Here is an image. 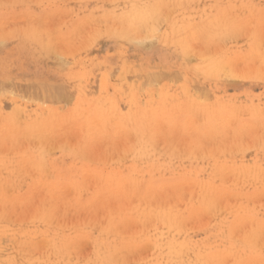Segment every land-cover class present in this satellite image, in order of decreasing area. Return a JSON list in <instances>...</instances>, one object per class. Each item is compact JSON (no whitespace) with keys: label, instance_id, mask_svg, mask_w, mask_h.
<instances>
[{"label":"rangeland","instance_id":"rangeland-1","mask_svg":"<svg viewBox=\"0 0 264 264\" xmlns=\"http://www.w3.org/2000/svg\"><path fill=\"white\" fill-rule=\"evenodd\" d=\"M2 1L9 2V3L6 2L9 6L7 4H6L7 6H5L4 5L5 3ZM2 1L0 0V20L2 19L0 21V34H1L0 38L3 37V40H4V36L5 35L8 36V34L10 35V33H11V37L10 36H8L9 38L6 37L9 41L8 42L6 40L8 42V44L6 41H5L6 44L3 43V40L0 43V44L3 43L2 46L0 45V82H1V84L5 83V84H2V85H4V87L3 86L0 87V89L3 87L2 91L0 90V124H1L0 125V144H1L0 154H2V155H0V165H1L0 170L2 168H4L1 170L2 173H0V182H1V179L3 181H7V182L10 181V183L9 182L8 183L11 186L7 185L6 187H4L5 191H4V188L0 190V262H2L0 264H56V263L57 264H59V263L60 264H88V263L89 264H102V263L103 264H105V263L106 264H198V263L199 264H211V263L212 264H225V263L229 264V261H231V257H233V258H232V261L230 262V264H232V263L233 264H245L246 262H247L246 264H252V263L254 264V261H256V260L258 261V262L257 261L255 262L256 264L257 263L258 264H264V262L262 263V260L264 261V253H263L264 252V228H263L264 227V205H263L264 204V192H263L264 191V181H263V179H264L263 178L264 177V174H263L264 173V155L263 154L264 153H262L261 155L258 156L256 149L258 150L259 148L257 146L256 147L253 146V145H255L253 142V139L255 137L258 138L264 134V126H263L264 124H262V123H264V63H262L260 60L261 57H264V53H263L264 52V45H263L264 44V0H243V2H242V0H237V1L236 0H223V1L222 0H212V1H210V0H197V1L187 0L186 1L185 0V1H183V3H182V0H179V1L174 0L173 2H172V0H169L168 1L169 3L167 2V0H162L163 3L161 2V0L160 1L159 0H119V1H117V0H109L108 1L107 0L109 3L105 0H102V2H104V4L101 2V0H99V2L95 1V0H94V2H93V0H73L72 2H71V0H70V2H68V0H67V2L65 0H63L64 2L62 0H31L30 2H27L29 0H26V1L23 0L22 3L23 4L26 3L25 6L21 3L22 0H19V2H18V0H2ZM10 1H11V3H10ZM34 1L36 2V5L33 6V4H35ZM37 1H39V3ZM74 1H78V2H74ZM114 1H115L114 4H116V5L113 4ZM150 1L151 2L157 1V2L151 3ZM158 1H159V3H158ZM204 1H206V2L208 1V2L205 3ZM73 2L75 3V5ZM97 2H98V4H97ZM106 2H107V5H106ZM116 2H118V3H116ZM127 2H128V4H127ZM180 2H181V4H180ZM234 2H235V4H234ZM12 3H14V4L10 5ZM17 3L20 7L17 6ZM177 3H178V5H181V6H179L181 9L178 6H177V8H175L176 6L172 7L174 5H177ZM188 3L190 4V6ZM27 4H29V5H27ZM30 4H32V5H30ZM119 4H120V6H119ZM129 4L130 5L134 4L136 6L141 5L142 8H144L143 7L144 5H145V7H151L153 4L157 5L156 9H155L156 12L154 11L156 15L153 14V18H154V29L156 31L159 30L158 35H155V34H157V32L155 31L154 35H152L153 39H152V37L151 38L148 37L149 35H147V31L145 28H149V27L144 26V24L139 25V23L137 21V24L140 28L136 25L135 29L133 28V29L129 30L130 34L132 32L134 34H131V36H130V34L128 35V33H129L128 32L127 35L125 37H123L124 35H122L120 33L122 23L127 24V23H129V21H127L128 16L122 15L124 13L128 14V12L127 11L122 12V11L125 10ZM158 4H159V6L162 7V9L163 8L164 9L158 10L160 8L158 6ZM182 4H184V5H182ZM1 5H4V6H1ZM108 5H110V6H108ZM235 5H236V7H235ZM10 6H12V7H10ZM59 6H61V7H59ZM182 6H184V7L182 8ZM7 7H8V9H7ZM167 7H168V10L171 11L170 13H169V11H168V13H166L167 11H164L167 9ZM169 7L171 10L169 9ZM34 8L35 9L37 8V9L35 10ZM185 8H186V10H185ZM174 9L176 12L174 11ZM204 9L207 10L208 13H206L207 11H205ZM226 9H227V11H226ZM86 11H87V13H86ZM160 11H161V13H160ZM172 11H174L175 13L172 14ZM222 11L225 12L227 15L225 13H223ZM164 12H165V14L168 15L169 19H167V21L164 20V18L166 19V17H167V15H166V17H164V15H165ZM69 13L71 15V20H70ZM28 14H29V17L31 19L28 18ZM51 14H52V16H51ZM53 14H55V15H53ZM103 14L105 16H103ZM161 14H162V16H161ZM169 14H170V16H169ZM220 14H222V15L224 14L223 17ZM21 15L22 16L25 15L24 17H26L28 20L27 19L25 20V18L22 17ZM30 15L31 16L33 15L32 16L33 19ZM39 15L41 17L44 15V18H40ZM87 15H89V18H88L89 20H87V17H88ZM101 15H102V17H101L102 20L104 21V23L106 22L107 24L106 23L104 24L102 22V20L100 19ZM109 15H111V16H109ZM176 15H179V17H177ZM10 16H12L11 17L12 19L7 18ZM92 16H94V18ZM95 16H96V19H95ZM108 16L112 19L110 20V18ZM118 16L119 17L121 16V17L119 18ZM122 16H125L124 19ZM57 17H60V19H57ZM90 17H92L91 18L92 21H91ZM104 17H105V19H107L106 17H108L109 20L107 19L108 21L107 20L105 21ZM191 17L193 20H190ZM216 17H217V21H216L217 23L215 22ZM4 18H7L8 21L5 20ZM85 18H86V21H90V22H86ZM98 18L100 20H98ZM116 18H118V19H116ZM156 18L158 19L157 22H156ZM159 18L161 19V21L159 20ZM212 18H213V21H212ZM257 18H258V20H256ZM83 19L86 22V25H83L85 23V22L84 23L82 22ZM177 19L182 21V22L177 21ZM225 19L226 20L228 19L229 21H226ZM259 19H260V21H259ZM16 20H18L19 22ZM22 20H24V21H22ZM122 20H124V21H122ZM5 21H6V23L2 24ZM25 21H26V23H24ZM33 21H35V22L31 23ZM37 21H39V22H37ZM56 21H57V24L55 23ZM80 21L82 22V24H80L81 23ZM100 21H101V23H100ZM110 21H111L112 25L110 24ZM118 21H119V23H118ZM222 21L224 22V24ZM261 21L263 22L262 25H260ZM221 22H222V24H221ZM21 23H22V25H21ZM87 23L88 24L90 23L88 25L89 27L87 26ZM98 23H100V24H98ZM199 23H200V25H199ZM204 23H205V25H203ZM213 23H216V24H213ZM226 23L228 24V26L225 25ZM62 24H64V25H62ZM94 24L95 25L97 24V26H95ZM101 24L103 25V27H101L102 26ZM116 24L118 25V27L116 26ZM208 24H209V26H207ZM36 25H38V26H36ZM92 25L94 27H92ZM155 25L157 26V28L158 27L159 28L157 29L155 27ZM198 25L202 26V28L199 27ZM214 25L216 27H217V25L219 26L218 28H216V29H218V31L215 29ZM223 25H224L225 29L223 28ZM229 25L232 28H230ZM256 25H259V27H257ZM20 26L23 28V30L20 28ZM141 26H142V30H140ZM177 26H180V28H178ZM27 27H28V29H26ZM53 27H54V29H53ZM57 27H59L58 29L60 31L57 29ZM75 27L76 28L78 27V28L75 29ZM80 27H83V28L80 29ZM104 27H105V29H104ZM110 27H112V28H110ZM165 27H167V29ZM174 27H176V28H174ZM206 27L207 28L209 27L210 30L207 31L208 29ZM44 28H45V30H44ZM97 28L99 31L101 29V31H100L101 33H98L99 31H96ZM258 28H260V29L258 30ZM1 29H3V30H1ZM7 29L10 30V33H9V30H7ZM55 29L59 33H57ZM92 29L94 30V32L95 31L96 32L94 33ZM178 29H179V32H177ZM220 29L223 30V32ZM15 30H16V32H15ZM39 30L41 33L42 32H45V33L41 34V33H39ZM76 30H77V32H75ZM78 30H81V31H78ZM115 30H118V31H115ZM185 30H187V31H185ZM252 30H254V31H252ZM1 31H3V33ZM35 31H37L38 33ZM211 31H213V32H211ZM216 31L218 34H216ZM46 32H48V34ZM83 32H84V34H83ZM85 32H87V34ZM90 32H91V34H90ZM51 33H53V34H51ZM72 33L76 34V36L73 35ZM113 33H115V34H113ZM135 33L136 34L138 33L136 35L137 36L136 38L138 39L137 41L135 38ZM184 33L186 34V37H185ZM13 34H15V38H16L15 40H14ZM44 34H45V36H44ZM49 34H51V35H49ZM81 34H83V35L81 36ZM92 34H93V36H95L97 38L94 39L95 37L93 38L91 36ZM34 35H37V37ZM53 35H54V37H53ZM55 35L58 37H56ZM64 35H66V36H64ZM72 35L74 37H72ZM88 35H90V37L92 39L90 37H88ZM132 35L134 36V38H133L134 41H132L133 40ZM30 36H31V38H30ZM119 36H122V37L119 38ZM127 36H129L130 39L126 38ZM64 37H66L65 40H64ZM82 37H83V39H85V37H86V39L83 40ZM102 37H103V39H102ZM182 37H184L187 42H185V39ZM29 38H30V41H29ZM190 38L194 41V43L190 40ZM39 39H40V41H39ZM81 39L83 40V43H82ZM98 39H101V40L99 41ZM149 39H151V42L153 41L151 44H155L156 39H158L156 42L157 45L156 44L153 46L151 45L149 47V49H146V47L144 48L143 46H138L137 43H139L140 41H143L142 43L145 42L144 44L148 45L146 40H148L150 42ZM89 40H91V41H89ZM92 40H94V41H92ZM115 40H116V42H115ZM127 40L128 41L130 40L131 42H127ZM10 41H11V43H10ZM54 41H55V43H54ZM95 41H98V42L95 43ZM12 42H14V43H12ZM132 42H134V43H132ZM79 43H81V45ZM50 44H52V46ZM64 44H66V45L64 46ZM48 45L51 48L50 53L53 54L54 53L53 50H55V55L53 54L54 56H51L50 54H48L49 53L48 51H50ZM82 45H83V47H81ZM202 45L204 47H202ZM79 46H80V49L78 52ZM75 47H77V48H75ZM190 48H191V52H190ZM41 49H43L42 51H44V52H42ZM57 49L61 50L60 54L58 52L59 50H57ZM184 49H185V51H187L189 49V51L184 52ZM90 50H92V51H90ZM181 50H183V51H181ZM261 50H262V52H261ZM179 51L181 53H179ZM259 51L261 54L259 53ZM199 52H201V53H199ZM57 53L60 55V57H62V55H63V58H59V56H56V55H58ZM68 53L70 56L72 54V57H68L69 56ZM74 53H77V55L75 54L76 56L74 55L76 58L73 57ZM81 54H82V56H81ZM190 54H192V57L187 56ZM45 55H48V57H46V59L44 57ZM260 55H262V56H260ZM66 56L68 57V59L70 58L71 61L70 60L67 61ZM254 56L255 57L259 56L260 58L258 57L256 59ZM43 57H44V59H43ZM54 57H56V58H54ZM53 59L56 61H54ZM185 59H186V61H185ZM49 60H51L50 61L51 65H49ZM189 61H191V62H189ZM213 61L218 62L219 66H221V67L220 68L218 67L217 69H211L210 63ZM39 62H40V64H39ZM54 62H56L55 65H54ZM59 63L62 65L63 69H62L61 65L57 66V64L59 65ZM222 64L224 67L222 66ZM65 66H66V69H65ZM133 66H136L137 68L133 67ZM59 67H61V68H59ZM114 69H116V70L118 69L117 70V72L119 71L118 74H117V72H113ZM35 71H37V72H35ZM38 71H40V72H38ZM121 71H123V72H121ZM38 73L41 74L42 77H41V75H38ZM119 73L120 74L123 73V74L120 75ZM157 73L159 74L160 77L164 74L166 75V77L165 76L161 77L163 79L158 77L161 80L158 82H155V78L157 77L156 75H158ZM172 73H174V74H172ZM36 74H37V77H35ZM167 74L170 75V76H168L169 78L171 77L170 79L168 78V80L166 79ZM180 75H181V80H180ZM96 76H97V78H96ZM21 77L22 78L24 77L23 81H21L22 80ZM98 77H99V79H98ZM102 77H104V78H102ZM100 78H101V81H100ZM164 78H165V80H164ZM192 78H194V79H192ZM114 80H116L117 82L116 81L114 82ZM177 80H179V81H177ZM8 82H10V83H8ZM40 82H41V84H40ZM69 82H70V84H69ZM120 82L123 84V86ZM30 83H33V84H30ZM96 83H98V84L96 85ZM58 84H59V86H55ZM34 85H36V87ZM74 85H75V87H74ZM40 86H41V88H40ZM201 87L202 88L204 87L203 88V89H205L204 92H203V89ZM133 88H134V90H133ZM101 89H102V91H101ZM184 89L186 91H188L187 94H189V96L185 95L186 91L184 92ZM43 90H44V92H43ZM100 92H102V93H100ZM209 92H210V94H209ZM206 95H208V96H206ZM184 96H187V97L185 98ZM166 97L169 100H167ZM187 98H188V100H187ZM132 99H133V101H132ZM129 100H131L132 102L131 101L129 102ZM98 101H102V102H98ZM197 101H198V103H197ZM201 102H205V104L201 103ZM129 103H131V104H129ZM199 103L201 104L200 107L198 106ZM129 105L133 106L134 108L129 106ZM14 106L15 107L17 106L19 109L17 107L15 108ZM76 106H78V107H76ZM12 108H13V111H12ZM77 109L78 110L80 109V111H78ZM192 109H193V111H192ZM194 109H195V111H194ZM81 110H83V111H81ZM107 110H108V113H107ZM14 111L15 112L17 111V112L14 113ZM77 111L80 112L79 115H77L78 114ZM112 112H113V114H112ZM138 112H139V114H138ZM38 113H40V115ZM73 113L75 115H73ZM101 113L102 114L104 113V114L102 115ZM15 115H17L18 117L16 116V118H15ZM64 116L66 119L64 118ZM138 116H140V117H138ZM151 116H152L153 120H152ZM226 116H227V118H226L227 120H225L226 121L225 122L224 119ZM129 117H130V119H129ZM166 117H169V118H166ZM220 117H222V118H220ZM116 118H117V120H116ZM161 118H162V121L160 120ZM209 118H211V119H209ZM110 119H112V120H110ZM168 119L172 123H170L168 121ZM228 119H230L231 122L228 121ZM233 119H235V121ZM123 120L125 121V123ZM154 120L155 121L157 120L158 123L155 122ZM220 120L222 122H220ZM15 121L17 122V124ZM68 121H69V123H68ZM148 121H151V123ZM173 121H174V123H173ZM184 121L185 122L188 121V122H186V124H185ZM90 122H94L93 123L94 125L96 122H98V124H100V127L102 128L103 131L107 130L106 132L111 133L112 128H113L112 132H113V134H115V136H117V134L119 136V133L121 136L122 132H124L123 133L124 136L123 135L121 137L119 136V138H118V136L117 137L113 136V138H118V139H114V140L109 139L112 137L106 138L107 142L105 140H101V139L97 138V136H95L94 139L98 142L96 143V141L94 140L93 146L91 147V149L89 151H87L88 153H86L88 155L80 156V154L78 152H73V150H75V148L79 149L80 147H82L81 145L83 144V141H84L82 138H84L88 132H91V131H89V129L93 130L92 127L93 128L95 127L94 128L95 130L101 129L97 123H96V125H98V126H96V125L92 126L93 124H91ZM140 122H142V123H140ZM166 122L169 123L170 125L167 126ZM232 122H233V124H232ZM259 122L261 123V125ZM115 123H116V125H115ZM149 123H150V125H149ZM159 123H161V124L166 123V126H163ZM175 123L177 125L182 124L183 126L179 125L178 127H180L181 128L180 129L177 127V125ZM246 123L247 124L258 123L256 125L259 126L258 128L254 127L255 130H253V128L249 129L250 133L249 132L248 133L252 134V135H249L250 137H248L246 135L247 131H249V130H247L245 135L243 134V136H245V137H243V139L239 138V140H242L241 141L242 143H240V147L241 146H243L244 148L247 147L248 148L247 150L246 149L239 150L240 147L239 148L234 147L233 149L232 148L230 149V147H227L225 149L223 144L221 145V143H224V142H217V139H218V141H220L219 140L220 138H223L225 136L229 137V135L232 136V134L235 133L234 132L235 130H236V132L239 130H242L241 128H243V126L246 125ZM104 124H105L106 128H105ZM127 124H129V125H127ZM130 124H132V125H130ZM157 124H159L160 127H164L165 133L166 132H168V133L165 134L164 131L163 132L159 131V130H162L163 128H159V125H157ZM171 124H173V125L175 124L176 127L172 126V128H171ZM187 124H190V125L188 126ZM221 124H222V126H221ZM223 124L226 128L223 126ZM10 125H13V126H10ZM19 125H21V126H19ZM60 126L61 127L63 126L64 128L62 127V129H61ZM90 126H91V128H90ZM107 126L108 127L111 126L110 127L111 130H110V128H108L110 131L107 129ZM125 126H126V128H125ZM156 126H158V127H156ZM185 126H187L188 131H186L187 129H185ZM190 126H191V128H193L192 126H194L195 129L193 128V129H190V131H189ZM5 127L6 128L8 127V129H6ZM14 127H16V129ZM96 127H98V129H96ZM166 127H168V128H166ZM231 127H232V129H230ZM261 127L263 128V131H262V129H260ZM13 128H14V130H13ZM19 128H21V129H19ZM57 128H58V130L56 131ZM115 128L118 130L119 129L120 130L124 129V130L123 131L119 130L120 132L117 133L118 130H116ZM158 128H159V130H158ZM173 128H174V130H173L174 133H173V131H171V129H173ZM210 128H211V130H210ZM216 128H219V130L218 129L216 130ZM5 129L10 130V131L6 132ZM51 129H53V130H51ZM54 129H55V131H54ZM152 129H154L156 131H154ZM175 129H177V131L181 130V132H182V130H184L182 133H180V135H182L183 137L180 135H175L176 133H179V132L175 133V131H176ZM207 129L209 130V132ZM16 130H18V131L16 132ZM50 130L54 133L51 134ZM194 130L197 132L195 133ZM231 130L233 132H231ZM251 130H252V133H251ZM23 131H24L25 135L27 134L26 137H24L25 135H23ZM25 131H26V133H25ZM86 131H88V132H86ZM217 131H219V133ZM256 131H257V135L259 134V131H260L261 135L259 134L260 136H257ZM12 132L13 133L15 132V133L13 134ZM186 132H190L191 134L189 133L190 134L189 135ZM204 132H207L208 134L204 135V134H206ZM211 132H213V134ZM225 132L228 134H226ZM253 132H254V134H253ZM17 133H18V136H17ZM40 133H42L43 135ZM49 133H50V135H49ZM127 133H130L129 138H128ZM160 133H161V135H160ZM184 133H185V135H184ZM229 133H231V134H229ZM94 134H96V133L94 132ZM170 134L172 137H175V136L177 137V143L175 142L176 137H175V139L174 138L171 139L172 137L170 136ZM198 134L200 135L199 138L196 136ZM211 134L213 136L211 139V143H212V146L214 149L211 146L210 139L208 140L207 138H205ZM214 134L216 136H217V134H219V135L220 134H222V135L226 134V135L225 136H222V135L219 136L218 135V137L215 138L216 139L215 140ZM32 135H33V138L36 137L37 139L36 138L33 139ZM39 135H41V136H39ZM47 135H49V136H47ZM125 135H127V137ZM168 135L171 137L170 139H168L169 138V137H167ZM186 135H187V137H191L192 139L188 138L186 140V138H185ZM193 135H194V137H193ZM42 136L43 137L47 136L48 138L45 137V139H44ZM154 136H155V138H154ZM157 136H159V139H156V138H158ZM160 136H162L161 137L162 140H160ZM253 136H254V138H253ZM122 137H123V139H122ZM136 137H140V139L136 138ZM195 137H196V139H194ZM251 137H252V142H251ZM1 138H3L5 141L1 140ZM12 138H13V140H12ZM181 138L182 139L184 138L182 140L183 143H185L184 146L182 144V141L180 140ZM248 138L250 140H248ZM7 139H9V141H6ZM46 139H48V140H46ZM79 139L80 140L82 139V140L80 141ZM108 139H109L110 143L108 142ZM127 139H128V141H127ZM166 139H168V141ZM199 139H201V141H203L205 139V142L207 140L206 145L204 142H202V143H204V145L202 143H201L202 145L199 144L201 142ZM37 140H38V144L36 143ZM100 140L102 141V143ZM124 140H126L130 146L134 145L133 146L134 149L131 147L133 150H135L134 152L131 151L132 153L129 152L127 154L122 152V150L125 148V145H128L127 142ZM163 140H165V141H163ZM170 140L171 141L175 140V141H172V143H173L172 144L170 142ZM179 140H180V142H179ZM185 140H186V142H184ZM191 140H193V141L191 142ZM195 140H196V142H195ZM243 140H245V141H243ZM246 140L248 143L249 142L250 143L248 144L246 142ZM2 141H4V142L2 143ZM41 141H43V144ZM44 141L47 144V146L44 143ZM104 141H105V143H103ZM160 141L162 143L165 142L164 145L162 143H160ZM187 141H188V143H187ZM123 142H125V145ZM137 142H138V144L139 143L140 144L139 145L136 144ZM243 142H246L247 145H246V143H243ZM174 143L176 145L175 147H174ZM191 143L192 144L196 143L195 146H197V148L194 145H191ZM209 143H210V145H209ZM238 143H237V146H239ZM251 143H252V145H251ZM2 144H4V148H2ZM241 144H244V145H241ZM5 145L9 149L5 148ZM14 145H15V147H14ZM38 145L39 146L44 145V146L39 147ZM71 145L75 146V148H73V146H71ZM129 145L127 147H129ZM169 145H171V149L169 148L170 147ZM178 145H179V147H177ZM208 145H209V147H207ZM250 145L253 148L252 147L250 148ZM69 146H71V147H69ZM77 146H79V147H77ZM135 146H136V148H135ZM193 146L195 148H193ZM203 146H205L204 149H203ZM13 147L14 148L17 147L16 149H21V150H16V149L14 150ZM122 147H123V149H122ZM40 148L43 151L40 152L39 151ZM175 148L177 151L175 150ZM180 148L185 152H182V150ZM185 148L189 149L190 152L187 150L188 153H186ZM207 148H209V149L207 150ZM235 148H237L238 150L237 149L236 150L238 152L240 151L241 154H240V152L238 153L236 150L234 151ZM254 148H255V150H254ZM11 149L13 150V152L14 151L15 152L11 153L12 152ZM26 149H27V152H26ZM34 149L37 153L34 152ZM150 149H152V150H150ZM197 149H199L198 152H196ZM200 149H201V151H200ZM217 149H218V151H217ZM240 149H242V148H240ZM109 150H110L111 155L109 154ZM180 150H181V152H180ZM211 150L213 152H211ZM5 151H6V153H5ZM107 151H108V153H106ZM203 151H204L205 155H203L204 154ZM231 151L236 152V153L233 152L236 159L234 158V155L231 153ZM242 151L244 153H242ZM24 152H26V154ZM201 152H202V154H198ZM208 152H209V154H208ZM44 153H45V155H44ZM73 153H75V154H73ZM5 154H7L8 157L11 156V159H10V157L7 158V156ZM12 154H14V156L16 158ZM128 154H129V156L128 157L126 156L127 159L125 160L123 156L128 155ZM245 154H246V156H245ZM26 155L30 156L31 160L37 161L38 159H41L43 162V167L41 168V170H39V168L38 169L37 168H31V169L27 168V171H26V169L25 170H24V168L21 169V167H17L16 171L13 170L12 167H14L16 164H18V162L22 159V157L26 156ZM35 155H37V157ZM100 155L102 157H104L106 155V159L104 160L105 162L102 161V163H101V161H100L101 156ZM153 155H155V156H153ZM173 155H174V157H173ZM196 155H198V156H196ZM199 155L203 156V157L200 158ZM78 156H79V158H78ZM83 156H85V157H83ZM134 156H135V158H133ZM212 156H213V159L211 161ZM229 156H231V157H229ZM240 156L242 157V159ZM247 156H248V158H246ZM18 157H19V159L17 160ZM195 157H197V159L199 157L200 158V159H198L199 161H196L197 159ZM206 157H207V159H206ZM14 158H15V162H14ZM90 158H92V159L90 160ZM110 158H112V159H110ZM118 158L122 159V160L124 159V160L122 161V160H119ZM171 158H172V161L170 160ZM194 158H195V160H194ZM203 158H205V159L203 160ZM116 159H117V164L118 165L120 164V167L116 164ZM149 159H151V160H149ZM97 160H98V164H96ZM155 160H156V162H153ZM91 161H94V162H91ZM119 161H121V162H119ZM216 161H218V162H216ZM10 162H13V163H10ZM89 162H91L92 164ZM124 162H127V163H124ZM172 163H174V164L172 165ZM45 164H46V166H44ZM104 164H106V166ZM121 164H122V166H121ZM137 164H139V165H137ZM218 164H219V166L216 167ZM239 164L241 165V167ZM250 164L252 165V167H250ZM260 164H263V165H260ZM212 165H214L215 167H213ZM222 165H224V166H222ZM248 165H249V167H248ZM259 165L262 167H260ZM8 166H9V168H8ZM219 167H223V168L219 169ZM242 167L244 169V172H243V169H241ZM45 168H47V169H45ZM90 168H94L98 172H101V173L104 172V174H107V173L119 174L120 175L119 178H122V179L128 180V181H136L138 183V185H149L150 186V185L155 184V185H159L160 187L156 193V196H154V197L152 196V198L149 197L150 195L140 196L139 194H136L133 196L137 199L134 200V197L131 195L130 196L131 200H130L129 197L124 198V197H122V195H120L121 197L120 198L117 197L118 202H116V198H115L116 196L114 197V195H115L114 194L108 200L109 201L112 200L113 203L115 202L116 204L111 203L112 202L111 201L108 205L109 201L107 202V200H105L106 202H104V199L101 201H96L98 203V204H96V202H94L95 200L92 197L93 196L92 190H94V189H92L93 186H91L90 183H88L87 185H85L83 187L78 188L77 190L67 187V186H71L73 184V182H75V181L79 182L81 180V178H80L81 172H83L87 169H90ZM225 168L227 169V171L225 170ZM250 168H252L253 170ZM5 169H7V170H5ZM34 169H35V172H34ZM214 169H217L218 171L219 170L220 171L218 172L217 170H214ZM32 170H33V172H32ZM248 170H249V172H248ZM251 170L254 172H252ZM258 170L263 171V172H259ZM42 171H43V173H42ZM231 171H232V173H231ZM11 172H16V174L13 175V174H11ZM17 173L19 176H16ZM34 173H35V175H34ZM38 173H40V174H38ZM240 173H241V175H240ZM1 174H3L2 177H1ZM210 174H211V176H210ZM246 174H247V176H246ZM22 175H24L25 178ZM30 175H31V177H30ZM45 175H47V177ZM239 175H240V177H239ZM243 175L246 177H244ZM252 175H253V177H252ZM254 175H255V177H254ZM9 176L12 177L14 181L12 180V178H9ZM13 176H15V178ZM33 176H35V177H33ZM128 176L130 177V179ZM3 177L5 179H3ZM7 178L10 180H8ZM38 178L42 181L46 180V182L48 181V183H50V181H51L54 183L58 182L57 184L63 185L64 190H63L62 186L60 188V186H58V185H57V188L55 190V193H61V194H63V197L60 200H51L49 198V195H47L48 193L46 194L45 191H43L45 193H42V191H35V190H32V191L30 190L31 191L30 192L28 187L30 186L31 182L34 181V179L36 180ZM207 178L211 181L209 182V180ZM245 179H247V180H245ZM16 180H17V182H16ZM21 180H23V182ZM182 180H184V181H182ZM222 180H224V181H222ZM248 180L251 182L248 183ZM26 181H27V184L25 183ZM178 182H186V184L184 185L185 188L182 187L185 191H183V189L179 190L178 187H176ZM192 182H194V183L192 184ZM204 182L206 183V185ZM208 182H209V184H208ZM12 183H13V185H12ZM247 183H248V186L246 185ZM259 183L260 184L263 183V184L260 185ZM256 184H257V186H256ZM18 185L21 188H19ZM187 185L190 186L191 188H189ZM201 185L203 186L202 188L204 190L202 188H199ZM258 185L260 187H258ZM86 186L87 187L89 186V187L87 188ZM192 186H193V189H192ZM195 186H196V188H195ZM221 186L222 187L224 186L226 189H224V187L222 188ZM241 186H242V188L240 189ZM58 187L61 191H59ZM213 187L216 188L215 191H214V189H212ZM255 187H258V189ZM9 188L12 190H10ZM84 188H85V190H84ZM205 188L207 190H205ZM211 189L213 192L212 194L210 192ZM220 189H222L221 191H223V193H224L223 196H225L227 194L226 197L222 196L223 193H219V195L216 194L217 192H221ZM236 189H237V191H236ZM18 190L20 193H18ZM65 190H66V194L64 193ZM191 190H193V191H191ZM201 190L203 191V193ZM79 191H80V193H79ZM199 191L201 192L200 196H199ZM73 192L76 194H74ZM90 192H91V194H90ZM176 192H179V194L175 195ZM192 192L195 194H193ZM225 192H227V193H225ZM232 192H234V193H232ZM261 192H263V193H261ZM40 193H41V195H39ZM78 193L79 194L82 193V194L79 195ZM87 193H89V194H87ZM191 193H192V195H190ZM260 193H261V195H260ZM232 194H236V195H232ZM256 194H258L260 196L257 197ZM23 195L25 196V198ZM42 195L45 196V198ZM72 195H74L75 197ZM194 195H196V196H194ZM202 195H204V196H202ZM220 195L222 197H220ZM237 195H240V198H238L239 196H237ZM254 195L256 198H254ZM262 195H263V197H262ZM3 196H4V199H3ZM20 196H21V198H20ZM176 196L177 197L179 196V197L175 199ZM181 196H182V198H181ZM234 196H236V198ZM251 196H253L252 199H251ZM15 197H17L19 199L15 198ZM144 197H147V199H145ZM168 197L169 198L173 197L171 199L173 201V203ZM8 198L10 199V203H9ZM30 198H32V199H30ZM81 198H83V199H81ZM248 198L252 201H249ZM14 199H17V201ZM40 199H42V200H40ZM90 199H93L91 201L93 204L95 203L94 206H93V204H90V202L89 203L87 202ZM140 199H141V201H140ZM242 199H244V200L242 201ZM31 200L33 203L31 202ZM78 200H80V201L78 202ZM84 200H86V201H84ZM123 200L128 202L127 210H125V211L122 209L119 210L118 209L119 207H114V205L115 206L118 205L117 203L120 204V201L122 203H124V205L126 207V203ZM152 200H153V203H152ZM174 200H176V202ZM177 200H180V202L179 201L177 202ZM3 201L6 205V206L5 205L4 206L7 207V210L10 213L8 211H4V210H6V208L3 206V204H4ZM19 201H21L22 204L24 203L26 205L23 204L24 205L23 206ZM43 201L47 202V203H44ZM160 201H161V203H160ZM164 201L167 204L166 203L163 204ZM1 202L3 204H1ZM25 202H27V203H25ZM56 202H58L59 204L57 205ZM83 202L84 203L86 202L85 205L83 204ZM142 202H144V203H142ZM12 203H13V206L11 205ZM69 203H71V204L69 205ZM73 203H76V204H73ZM99 203L100 204L102 203L101 206H104V209L100 206H97V205H100ZM122 203H121V205H122ZM174 203L178 206H176ZM194 203H195V205H194ZM235 203H237V204H235ZM249 203H251L250 206H249ZM65 204H67V206ZM110 205H112V206H110ZM130 205H131V208H130ZM149 205H151L152 207ZM157 205H158V207H157ZM164 205H165V208H164ZM233 205H235V206H233ZM8 206H11V207H8ZM83 206H84V208L81 209V207H83ZM90 206H91V208H90ZM109 206H110V208H109ZM188 206H189V208H188ZM223 206H225V207H223ZM230 206L232 209L230 208ZM36 207L39 211H36V209H35ZM98 207L100 208V210ZM153 207L154 208L156 207V208L154 209ZM171 207H173V208H171ZM218 207H220V208H218ZM259 207H260V209H259ZM1 208H2V210H1ZM13 208H14L15 212L13 211ZM41 208H44V210ZM122 208L124 209V206ZM129 208H130V210H129ZM139 208H141V210ZM160 208H163V210ZM31 209H33V210H31ZM106 209H107V211H106ZM112 209H115L116 212ZM142 209L144 210L145 213L143 212ZM146 209H148V210H146ZM149 209L150 210L154 209V210H152L154 213L152 211L150 212ZM180 209H182V210H180ZM217 209H218V211H217ZM237 209L240 211H238ZM50 210H51V212H50ZM118 210L119 211L122 210L123 212L121 211L122 212L121 213ZM135 211L136 212L138 211V212L136 213ZM180 211L183 214H181ZM241 211H242V213H241ZM33 212H36L37 214L33 213ZM44 212H46V213H44ZM104 212H105V214H104ZM113 212H115L116 214ZM126 212H127V214H126ZM178 212H180V213H178ZM211 212H213V213H211ZM230 212L232 213L231 217L229 214ZM26 213H28L29 216ZM42 213H44V214H42ZM110 214H111V216H110ZM165 214H167L168 217ZM33 215L35 216V218L32 217ZM58 215H60V216H58ZM93 215H95V216L92 217ZM170 215H172L171 216L172 218L170 217ZM6 216L8 219L6 218ZM44 216H45V218H44ZM49 216L51 219L49 218ZM61 216H63V217H61ZM70 216H71V218H70ZM136 216H137V218H136ZM218 216H219V218H218ZM57 217H59L60 219ZM102 217H104V218H102ZM174 217L176 220L174 219ZM32 218H34L35 221ZM47 218H49L50 221ZM101 218H102V220H101ZM105 218H107V219H105ZM168 218H169V220H168ZM247 218H249V219H247ZM30 219L33 220L34 223ZM45 219H46V221H45ZM81 219L83 221H81ZM114 219H116V220H114ZM126 219H127V221H125ZM238 219H239V221H237ZM245 219L247 220L248 224H247V222L245 224V222H244ZM99 220H101V221H99ZM151 220H153L154 223ZM164 220H167V222H164ZM235 220L238 223H236ZM240 220H241V222H240ZM248 220H250V221H248ZM251 220L254 221V224H253V222H251ZM52 221H53V223H52ZM77 221H78V223H77ZM86 221H88V222H86ZM91 221L94 223V225H95L94 227H93V225H91L92 224ZM148 221L150 222V225L153 224L152 227L149 225ZM157 221H158V223H156ZM258 221H259V223H258ZM120 222H123V225ZM169 222H171L172 225L169 224ZM79 223H81V224H79ZM102 223L103 224L105 223V224L102 225ZM173 223H175V224H173ZM235 223H236V225H235ZM74 224H76V225H74ZM82 224L84 225V227L82 226ZM87 224H88V227H90V229L86 226ZM118 224L119 225L121 224L122 226L121 225L118 226ZM159 224H160V228L158 226ZM241 224H243L244 226L246 225V227L244 228V226L243 225L241 226ZM99 225H102V226H99ZM165 225H167V229L165 228L166 227ZM109 226H110V228H109ZM157 226H158V228H157ZM233 226H235V227H233ZM256 226L258 228H256V229L254 228L255 230L252 229V227H256ZM59 227H60V229H59ZM114 227H115V230H114ZM236 227L239 229H241L242 227L243 228L240 231L239 229L236 230ZM249 227H250V229H252V230H250L251 233H249V234L245 233V232H249ZM95 228L97 229V231ZM118 228H120V229L118 230ZM261 228H263L262 231L260 230ZM109 229H110L111 233L109 232ZM111 229H113V231ZM116 229L118 230V232L116 231ZM147 229H149V230L151 229L150 230L151 233L148 234L149 230H147ZM257 229L259 231H257ZM169 230H172V232ZM156 231H157V233H156ZM233 231L234 232L235 231L241 232V235H242L241 238L242 239L239 240L240 239V237H239L240 233L238 235V232H236V234H235ZM94 232H96V233L94 234ZM180 232L182 235L180 234ZM260 233H263V234H260ZM164 234H165V236H164ZM234 234H235V236H234ZM101 235H104V236L101 237ZM221 235H222V237H221ZM250 237H252V238H250ZM159 239H161V240L159 241ZM247 239H248V241L251 240L252 243H251V241L248 242ZM258 239H260L259 240L260 242H256ZM151 245L153 246V248L151 247ZM161 245H163V246H161ZM260 245H261V247H260ZM149 246L151 247V249ZM176 246H177V248H176ZM259 247L261 249H259ZM158 248L160 249V251ZM95 249H96V251H94ZM219 251H223L224 253L223 252L219 253ZM229 251H230V253H229ZM115 252L117 254H115ZM152 252H153V255L151 256ZM231 253H233L234 255ZM186 254L191 255V256H187ZM228 254H229L230 258H228ZM235 254H236L237 260L235 258ZM91 255H92V257H90ZM113 256H115V257H113ZM223 256H224V258H223ZM97 258L99 260H97ZM222 260H224V261L222 262ZM247 260L249 262L251 260H253V261L248 263ZM259 260L261 263L259 262ZM6 261H7V263H5Z\"/></svg>","mask_w":264,"mask_h":264},{"label":"bare ground","instance_id":"bare-ground-1","mask_svg":"<svg viewBox=\"0 0 264 264\" xmlns=\"http://www.w3.org/2000/svg\"><path fill=\"white\" fill-rule=\"evenodd\" d=\"M1 1H2V0H1ZM25 1H26V0H25ZM30 1H31V0H29V1H27V2H30ZM62 1H63V0H62ZM65 1L67 2V0H65ZM72 1H73V0H71V2H72ZM95 1H98V2H99V0H95ZM105 1H107V0H105ZM108 1H109V0H108ZM108 1H107V2H108ZM117 1H119V0H117ZM159 1H160V0H159ZM159 1H158V3H159ZM168 1H169V0H167V2H168ZM173 1H174V0H172V2H173ZM175 1H179V0H175ZM183 1H185V0H182V3H183ZM186 1H187V0H186ZM195 1H197V0H195ZM210 1H212V0H210ZM222 1H223V0H222ZM236 1H237V0H236ZM2 2H4V1H2ZM6 2H7V1L4 2V3H5V4H4L5 6L8 5L7 3H9V2H7V3H6ZM18 2H19V0H18ZM22 2H23V0L21 1V3H22ZM34 2H35V1H34ZM34 2H33V3H34ZM37 2L39 3V1H37ZM56 2H57V1H56ZM63 2H64V1H63ZM68 2H70V0H68ZM74 2H78V1H74ZM74 2H73V3H74ZM93 2H94V0H93ZM98 2H97V4H98ZM101 2H102V0H101ZM101 2H100V3H101ZM107 2H106V5H107ZM129 2H130V1H129ZM150 2H151V1H150ZM153 2H154V1H153ZM153 2H151V3H153ZM155 2H157V1H155ZM155 2H154V3H155ZM161 2L163 3L162 0H161ZM164 2H165V1H164ZM167 2H166V3H167ZM172 2H171V3H172ZM204 2L207 3L208 1H207V2L204 1ZM231 2H232V1H231ZM242 2H243V0H242ZM10 3H11V1H10ZM14 3H15V2H14ZM14 3H12V4H10V5H13ZM48 3H49V2H48ZM57 3H58V2H57ZM102 3L104 4V2H102ZM108 3H109V2H108ZM110 3H111V2H110ZM114 3H115V1L113 2V4H114ZM116 3H118V2H116ZM124 3H125V2H124ZM168 3H169V2H168ZM210 3H211V2H210ZM212 3H213V2H212ZM237 3H238V2H237ZM6 4H7V5H6ZM22 4H23V3H22ZM22 4H21V5H22ZM25 4H26V3H25ZM25 4H23V5L25 6ZM44 4H45V3H44ZM55 4H56V3H55ZM121 4H122V3H121ZM127 4H128V2H127ZM127 4H126V5H127ZM156 4H157V3H156ZM175 4H176V3H175ZM180 4H181V2H180ZM188 4H189V3H188ZM193 4H194V3H193ZM234 4H235V2H234ZM4 5H1V6H4ZM27 5H29V4H27ZM30 5H32V4H30ZM34 5H36V2H35V4H33V6H34ZM74 5H75V3H74ZM114 5H116V4H114ZM114 5H113V6H114ZM117 5H118V4H117ZM162 5H163V4H162ZM173 5H174V4H173ZM182 5H184V4H182ZM205 5H206V4H205ZM240 5H241V4H240ZM8 6H9V5H8ZM14 6H15V5H14ZM17 6L20 7V6L18 5V3H17ZM42 6H43V5H42ZM62 6H63V5H62ZM108 6H110V5H108ZM119 6H120V4H119ZM156 6H157V5H154V4H153L151 7H145V5H144V6H143L144 8H142L141 5H140V6H136V5H134V4H133V5H130V4H129V5L127 6V8H126L125 10L122 11V12H126V11L128 12V14L124 13V14H122V15H126V16H128V18H127L128 20H127V21H129V23H127V24H123V23H122V27H121V31H120V33H121L122 35H124L123 37H125V36L127 35V33L129 32L130 29H133V28L135 29V26H136V25L138 26V24H137V21H138L139 25H140V24H144V26L149 27V28H145V29H146V31H147V35H149L148 37L151 38L152 35H154V32L156 31V30L154 29V18H153V14H155V12H156V10H155V9H156ZM158 6H159V4H158ZM164 6H165V5H164ZM166 6H167V5H166ZM170 6H171V5H170ZM175 6H176V7H175ZM177 6L179 7V6H181V5H178V3H177V5H174V6H172V7L177 8ZM189 6H190V4H189ZM10 7H12V6H10ZM15 7H16V6H15ZM30 7H31V6H30ZM35 7H36V6H35ZM38 7H39V6H38ZM38 7H37V8H38ZM40 7H41V6H40ZM59 7H61V6H59ZM105 7H106V6H105ZM159 7H160V8H159L158 10H161L162 7H161V6H159ZM183 7H184V6H182V8H183ZM215 7H216V6H215ZM235 7H236V5H235ZM2 8H3V7H2ZM16 8H17V7H16ZM21 8H22V7H21ZM32 8H33V7H32ZM37 8H36V9H37ZM165 8H166V7H165ZM179 8H180V7H179ZM188 8H189V7H188ZM7 9H8V7H7ZM34 9H35V8H34ZM36 9H35V10H36ZM61 9H62V8H61ZM74 9H75V8H74ZM163 9H164V8H163ZM163 9H162V10H163ZM169 9H170V7H169ZM172 9H173V8H172ZM180 9H181V8H180ZM180 9H179V10H180ZM219 9H220V8H219ZM170 10H171V9H170ZM185 10H186V8H185ZM204 10H205V9H204ZM16 11H17V10H16ZM16 11H15V12H16ZM70 11H71V10H70ZM75 11H76V10H75ZM117 11H118V10H117ZM117 11H116V12H117ZM130 11H131V12H130ZM154 11H155V12H154ZM164 11H167L166 13H168V11H169V10H168V7H167V9L164 10ZM174 11H175V9H174ZM174 11H172V14L176 12V11H175V12H174ZM177 11H178V10H177ZM205 11H207V10H205ZM211 11H212V10H211ZM226 11H227V9H226ZM116 12H115V13H116ZM170 12H171V11H169V13H170ZM222 12H223V11H222ZM43 13H44V12H43ZM43 13H42V14H43ZM71 13H72V12H71ZM86 13H87V11H86ZM93 13H94V12H93ZM95 13H96V12H95ZM97 13H98V12H97ZM99 13H100V12H99ZM160 13H161V11H160ZM181 13H182V12H181ZM189 13H190V12H189ZM206 13H208V11H207ZM223 13H225V12H223ZM42 14H41V15H42ZM57 14H58V13H57ZM59 14H60V13H59ZM67 14H68V13H67ZM78 14H79V13H78ZM164 14H165V12H164ZM164 14H163V15H164ZM172 14H171V15H172ZM225 14H226V13H225ZM53 15H55V14H53ZM60 15H61V14H60ZM69 15H70V13H69ZM79 15H80V14H79ZM93 15H94V14H93ZM155 15H156V14H155ZM158 15H159V14H158ZM166 15H167V14H165L164 17H166ZM189 15H190V14H189ZM220 15L223 17L224 14H223V15L220 14ZM226 15H227V14H226ZM226 15H225V16H226ZM16 16H17V15H16ZM21 16H22V15H21ZM24 16H25V15H23L22 17H24ZM30 16H31V15H30ZM32 16H33V15H32ZM32 16H31V17H32ZM39 16H40V15H39ZM48 16H49V15H48ZM51 16H52V14H51ZM56 16H57V15H56ZM87 16H88V17H87V20H89V19H88V18H89V15H87ZM103 16H105V15L103 14ZM109 16H111V15H109ZM109 16H108V17H109ZM113 16H114V15H113ZM115 16H116V15H115ZM161 16H162V14H161ZM169 16H170V14H169ZM176 16L179 17V15H176ZM217 16H218V15H217ZM11 17H12V16L7 17V18H11ZM19 17H20V16H19ZM46 17H47V16H46ZM49 17H50V16H49ZM60 17H61V16H60ZM60 17H57V19H60ZM72 17H73V16H72ZM92 17L94 18V16H92ZM92 17H90V19H91ZM101 17H102V15L100 16V19L102 20ZM108 17H106V18L108 19ZM118 17H119V16H118ZM120 17H121V16H120ZM120 17H119V18H120ZM122 17H123V19H124L125 16H122ZM195 17H196V16H195ZM195 17H194V18H195ZM218 17H219V16H218ZM7 18H4V19L8 21ZM13 18H14V17H13ZM16 18H17V17H16ZM24 18H25V20L27 19L26 17H24ZM28 18H30V17H29V14H28ZM35 18H36V17H35ZM38 18H39V17H38ZM40 18H44V15H43L42 17L40 16ZM40 18H39V19H40ZM109 18H110V17H109ZM114 18H115V17H114ZM11 19H12V18H11ZM30 19H31V18H30ZM30 19H29V20H30ZM32 19H33V17H32ZM39 19H38V20H39ZM50 19H51V18H50ZM53 19H54V18H53ZM53 19H52V20H53ZM95 19H96V16H95ZM100 19L98 18V20H100ZM104 19H105V17H104ZM107 19H105V21H106ZM111 19H112V18H110V20H111ZM116 19H118V18H116ZM167 19H169V18H168V15H167L166 19L164 18V20L167 21ZM183 19H184V18H183ZM214 19H215V18H214ZM1 20H2V19H1ZM1 20H0V21H1ZM9 20H10V19H9ZM14 20H15V19H14ZM27 20H28V19H27ZM70 20H71V15H70ZM98 20H97V21H98ZM108 20H109V19H108ZM108 20H107V21H108ZM157 20H158V19L156 18V22H157ZM159 20L161 21L160 18H159ZM190 20H193L192 17H191ZM225 20H226V19H225ZM225 20H224V21H225ZM256 20H258V18H257ZM12 21H13V20H12ZM16 21H18V20H16ZM22 21H24V20H22ZM22 21H21V22H22ZM31 21H32V20H31ZM60 21H61V20H60ZM85 21H86V18H85ZM85 21H84V19H83L82 22L84 23ZM91 21H92V19H91ZM95 21H96V20H95ZM95 21H94V22H95ZM122 21H124V20H122ZM122 21H121V22H122ZM177 21H180V20L177 19ZM185 21H186V20H185ZM208 21H209V20H208ZM212 21H213V18H212ZM216 21H217V17H216L215 22H216ZM218 21H219V20H218ZM226 21H229V20L227 19ZM226 21H225V22H226ZM259 21H260V19H259ZM18 22H19V21H18ZM34 22H35V21H33V22H31V23H34ZM37 22H39V21H37ZM63 22H64V21H63ZM68 22H69V21H68ZM68 22H67V23H68ZM77 22H78V21H77ZM80 22H81V21H80ZM82 22H81L80 24H82ZM86 22H90V21H86ZM86 22H85L83 25H86ZM102 22L104 23L103 20H102ZM113 22H114V21H113ZM121 22H120V23H121ZM158 22H159V21H158ZM180 22H182V21H180ZM180 22H179V23H180ZM191 22H192V21H191ZM222 22H223V21H222ZM222 22H221V24H222ZM257 22H258V21H257ZM5 23H6V21H5L4 23H2V24H5ZM14 23H15V22H14ZM24 23H26V21H25ZM42 23H43V22H42ZM42 23H41V24H42ZM55 23L57 24V21H56ZM60 23H61V22H60ZM60 23H59V24H60ZM100 23H101V21H100ZM100 23H98V24H100ZM105 23H106V22H105ZM105 23H104V24H105ZM118 23H119V21H118ZM177 23H178V22H177ZM216 23H217V22H216ZM216 23H213V24H216ZM228 23H229V22H228ZM258 23H259V22H258ZM262 23H263V22L261 21V24H260V25H262ZM2 24H1V25H2ZM12 24H13V23H12ZM28 24H29V23H28ZM28 24H27V25H28ZM76 24H77V23H76ZM78 24H79V23H78ZM89 24H90V23H89ZM89 24L87 23V26H88ZM91 24H92V23H91ZM106 24H107V23H106ZM110 24L112 25L111 21H110ZM114 24H115V23H114ZM157 24H158V23H157ZM223 24H224V22H223ZM21 25H22V23H21ZM27 25H26V26H27ZM30 25H31V24H30ZM62 25H64V24H62ZM62 25H61V26H62ZM83 25H82V26H83ZM94 25H95V24H94ZM101 25H102V24H101ZM199 25H200V23H199ZM199 25H198V26H199ZM201 25H202V24H201ZM203 25H205V23H204ZM203 25H202V26H203ZM225 25L228 26L227 23H226ZM26 26H25V27H26ZM36 26H38V25H36ZM61 26H60V27H61ZM95 26H97V24H96ZM105 26H106V25H105ZM108 26H109V25H108ZM113 26H114V25H113ZM116 26L118 27L117 24H116ZM142 26H143V25H142ZM142 26H141V29H140V30H142ZM188 26H189V25H188ZM202 26H199V27L202 28ZM207 26H209V24H208ZM214 26H215V25H214ZM229 26H230V25H229ZM256 26L259 27V25H256ZM33 27H34V26H33ZM62 27H63V26H62ZM88 27H89V26H88ZM92 27H94V26L92 25ZM101 27H103V25H102ZM138 27H139V26H138ZM155 27L157 28L156 25H155ZM161 27H162V26H161ZM177 27L180 28V26H177ZM196 27H197V26H196ZM203 27H204V26H203ZM218 27H219L218 25H217V27L215 26V29L218 28ZM261 27H262V26H261ZM261 27H260V28H261ZM14 28H15V27H14ZM20 28L23 30V28H22L21 26H20ZM58 28H59V27H57V29H58ZM77 28H78V27H77ZM77 28L75 27V29H77ZM81 28H83V27H80V29H81ZM84 28H85V27H84ZM99 28H100V27H99ZM106 28H107V27H106ZM110 28H112V27H110ZM110 28H109V29H110ZM115 28H116V27H115ZM115 28H114V29H115ZM139 28H140V27H139ZM158 28H159V27H158ZM158 28H157V29H158ZM165 28L167 29V27H165ZM174 28H176V27H174ZM206 28H207V27H206ZM210 28H211V27H210ZM223 28L225 29L224 25H223ZM226 28H227V27H226ZM230 28H232V27L230 26ZM260 28H258V30H259ZM26 29H28V27H27ZM34 29H35V28H34ZM34 29H33V30H34ZM36 29H37V28H36ZM53 29H54V27H53ZM88 29H89V28H88ZM94 29H95V28H94ZM104 29H105V27H104ZM116 29H117V28H116ZM118 29H119V28H118ZM145 29H144V30H145ZM194 29H195V28H194ZM197 29H198V28H197ZM207 29H208L207 31L210 30L209 27H208ZM211 29H212V28H211ZM213 29H214V28H213ZM228 29H229V28H228ZM252 29H253V28H252ZM1 30H3V29H1ZM7 30H9V29H7ZM44 30H45V28H44ZM55 30H56V29H55ZM58 30H59V29H58ZM92 30H93V29H92ZM106 30H107V29H106ZM198 30H199V29H198ZM216 30L218 31V29H216ZM220 30H221V29H220ZM11 31H12V30H11ZM41 31H42V30H41ZM51 31H52V30H51ZM59 31H60V30H59ZM78 31H81V30H78ZM89 31H90V30H89ZM96 31H99L98 28L96 29ZM96 31H95V32H96ZM100 31H101V29H100ZM100 31H99L98 33H101ZM115 31H118V30H115ZM158 31H159V30H158ZM158 31H156L157 34H155V35H158V34H159ZM180 31H181V30H180ZM182 31H183V30H182ZM185 31H187V30H185ZM195 31H196V30H195ZM217 31H216V34H218ZM221 31L223 32V30H221ZM252 31H254V30H252ZM255 31H256V30H255ZM1 32L3 33V31H1ZM15 32H16V30H15ZM20 32H21V31H20ZM35 32H37V31H35ZM52 32H53V31H52ZM56 32L59 33L57 30H56ZM75 32H77V30H76ZM87 32H88V31H87ZM87 32H85V33L87 34ZM93 32H94V30H93ZM95 32H94V33H95ZM102 32H103V31H102ZM111 32H112V31H111ZM135 32H136V31H135ZM140 32H141V31H140ZM177 32H179V29L177 30ZM183 32H184V31H183ZM211 32H213V31H211ZM258 32H259V31H258ZM9 33H10V30H9ZM37 33H38V32H37ZM37 33H36V34H37ZM39 33H41L40 30H39ZM42 33H45V32H42ZM42 33H41V34H42ZM46 33L48 34V32H46ZM54 33H55V32H54ZM70 33H71V32H70ZM70 33H69V34H70ZM98 33H97V34H98ZM109 33H110V32H109ZM116 33H117V32H116ZM168 33H169V32H168ZM252 33H253V32H252ZM5 34H6V33H5ZM51 34H53V33H51ZM51 34H49V35H51ZM72 34H73V33H72ZM83 34H84V32H83ZM83 34H81V36H82ZM90 34H91V32H90ZM113 34H115V33H113ZM129 34H130V32L128 33V35H129ZM131 34H134V33L132 32ZM131 34H130V36H131ZM137 34H138V33H137ZM137 34L135 33V38L137 37V36H136ZM163 34H164V33H163ZM3 35H4V34H3ZM13 35H14V40H15V39H16V38H15V34H13ZM20 35H21V34H20ZM20 35H19V36H20ZM37 35H38V34H37ZM37 35H34V36L37 37ZM73 35L76 36V34H73ZM73 35H72V37H74ZM184 35H185V37H186V34H185V33H184ZM251 35H252V34H251ZM0 36H1V34H0ZM8 36L11 37V33H10V35L8 34ZM8 36L5 35V36H4V40H3V37H1V38H0V43H1L2 40H3V43H5L6 40L8 41V39H7V38H9ZM44 36H45V34H44ZM44 36H43V37H44ZM55 36H56V35H55ZM60 36H61V35H60ZM64 36H66V35H64ZM69 36H70V35H69ZM91 36H92L93 38L95 37V36H93V34H92ZM117 36H118V35H117ZM132 36H133V35H132ZM162 36H163V35H162ZM252 36H253V35H252ZM6 37H7V38H6ZM17 37H18V36H17ZM20 37H21V36H20ZM28 37H29V36H28ZM41 37H42V36H41ZM53 37H54V35H53ZM56 37H58V36H56ZM88 37H90V35H88ZM120 37H122V36H119V38H120ZM148 37H147V38H148ZM167 37H168V36H167ZM30 38H31V36H30ZM30 38H29V41H30ZM60 38H61V37H60ZM60 38H59V39H60ZM65 38H66V37H64V40H65ZM67 38H68V37H67ZM70 38H71V37H70ZM80 38H81V37H80ZM90 38H91V37H90ZM96 38H97V37H95L94 39H96ZM126 38H129V36H127ZM133 38H134V36L132 37V39H133ZM154 38H155V37H154ZM157 38H158V37H157ZM182 38H184V37H182ZM18 39H19V38H18ZM40 39H41V38H40ZM40 39H39V41H40ZM48 39H49V38H48ZM54 39H55V38H54ZM82 39H83V37H82ZM82 39H81V40H82ZM85 39H86V37H85ZM85 39H83V40H85ZM91 39H92V38H91ZM102 39H103V37H102ZM129 39H130V38H129ZM152 39H153V37H152ZM158 39H159V38H158ZM158 39H156V42H157ZM161 39H162V38H161ZM167 39H168V38H167ZM184 39H185V38H184ZM251 39H252V38H251ZM251 39H250V40H251ZM44 40H45V39H44ZM49 40H50V39H49ZM60 40H61V39H60ZM64 40H63V41H64ZM69 40H70V39H69ZM73 40H74V39H73ZM79 40H80V39H79ZM83 40H82V43H83ZM98 40L100 41L101 39H98ZM121 40H122V39H121ZM137 40H138V39L136 38V41H137ZM149 40H150V42H149L148 40H146V42L148 43V45H145V44H144L145 42L142 43L143 41H140V42L138 41L139 43H137V44H138V46H143L144 48L146 47V49H149V47H150L151 45L153 46V45L156 44V42H155V44H151L153 41L151 42V39H149ZM190 40L194 43V41H193L191 38H190ZM7 41H6V42H7ZM16 41H17V40H16ZM75 41H76V40H75ZM89 41H91V40H89ZM92 41H94V40H92ZM132 41H134V39H133ZM161 41H162V40H161ZM168 41H169V40H168ZM8 42H9V41H8ZM8 42H7V44H8ZM20 42H21V41H20ZM31 42H32V41H31ZM43 42H44V41H43ZM70 42H71V41H70ZM79 42H80V41H79ZM96 42H98V41H95V43H96ZM110 42H111V41H110ZM115 42H116V40H115ZM117 42H118V41H117ZM124 42H125V41H124ZM127 42H131V41H130V40H129V41L127 40ZM166 42H167V41H166ZM185 42H187L186 39H185ZM3 43L0 44V45L2 46ZM10 43H11V41H10ZM12 43H14V42H12ZM51 43H52V42H51ZM54 43H55V41H54ZM64 43H65V42H64ZM84 43H85V42H84ZM89 43H90V42H89ZM106 43H107V42H106ZM122 43H123V42H122ZM132 43H134V42H132ZM183 43H184V42H183ZM190 43H191V42H190ZM190 43H189V44H190ZM5 44H6V43H5ZM5 44H4V45H5ZM38 44H39V43H38ZM79 44L81 45V43H79ZM85 44H86V43H85ZM137 44H136V45H137ZM167 44H168V43H167ZM191 44H192V43H191ZM204 44H205V43H204ZM50 45L52 46V44H50ZM65 45H66V44H64V46H65ZM101 45H102V44H101ZM156 45H157V44H156ZM175 45H176V44H175ZM263 45H264V44H263ZM48 46H49V45H48ZM62 46H63V45H62ZM87 46H88V45H87ZM93 46H94V45H93ZM205 46H206V45H205ZM45 47H46V46H45ZM81 47H83V45H82ZM91 47H92V46H91ZM147 47H148V48H147ZM186 47H187V46H186ZM202 47H204V46L202 45ZM253 47H254V46H253ZM260 47H261V46H260ZM46 48H47V47H46ZM75 48H77V47H75ZM32 49H33V48H32ZM50 49H51V48H50V46H49V50H50ZM79 49H80V46H79V48H78V52H79ZM108 49H109V48H108ZM201 49H202V48H201ZM258 49H259V48H258ZM260 49H261V48H260ZM42 50H43V49H41V51H42ZM44 50H45V49H44ZM57 50H59L58 52H59V54H60V53H61V50H60V49H57ZM73 50H74V49H73ZM178 50H179V49H178ZM250 50H251V49H250ZM250 50H249V51H250ZM47 51H48V50H47ZM53 51H54L53 54L55 55V50H53ZM67 51H68V50H67ZM69 51H70V50H69ZM80 51H81V50H80ZM90 51H92V50H90ZM100 51H101V50H100ZM136 51H137V50H136ZM181 51H183V50H181ZM187 51H189V49H188ZM187 51H185V49H184V52H187ZM203 51H204V50H203ZM253 51H254V50H253ZM253 51H252V52H253ZM42 52H44V51H42ZM48 52H49L48 54H50L51 56H54L52 53H50L51 50L48 51ZM56 52H57V51H56ZM76 52H77V51H76ZM81 52H82V51H81ZM190 52H191V48H190ZM250 52H251V51H250ZM255 52H256V51H255ZM261 52H262V50H261ZM179 53H181V52L179 51ZM182 53H183V52H182ZM195 53H196V52H195ZM199 53H201V52H199ZM205 53H206V52H205ZM259 53H260V51H259ZM263 53H264V52H263ZM37 54H38V53H37ZM46 54H47V53H46ZM57 54H58V53H57ZM59 54L56 55V56H59V58H63V55L61 54L62 57H60ZM65 54H66V53H65ZM75 54L77 55V53H74V54H73V57L76 56ZM176 54H177V53H176ZM260 54H261V53H260ZM35 55H36V54H35ZM66 55H67V54H66ZM68 55H69V53H68ZM74 55H75V56H74ZM193 55H194V54H193ZM198 55H199V54H198ZM198 55H197V56H198ZM202 55H203V54H202ZM81 56H82V54H81ZM187 56H191V57H192V54L187 55ZM260 56H262V55H260ZM44 57H45V59H46V57H48V55H45ZM44 57H43V59H44ZM66 57H67V56H66ZM66 57H65V58H66ZM68 57H72V54H71V56L69 55ZM68 57H67V61L70 60V58L68 59ZM176 57H177V56H176ZM254 57H255V56H254ZM258 57H259V56H258ZM258 57L256 56L255 58L257 59ZM49 58H50V57H49ZM54 58H56V57H54ZM75 58H76V57H75ZM133 58H134V57H133ZM195 58H196V57H195ZM195 58H194V59H195ZM197 58H198V57H197ZM201 58H202V57H201ZM259 58H260V57H259ZM43 59H42V60H43ZM50 59H51V58H50ZM189 59H190V58H189ZM192 59H193V58H192ZM198 59H199V58H198ZM53 60H54V59H53ZM53 60H52V61H53ZM224 60H225V59H224ZM260 60H261L262 63H264V57H261ZM260 60H259V61H260ZM50 61H51V60H49V65H51V64H50ZM54 61H56V60H54ZM63 61H64V60H63ZM65 61H66V60H65ZM67 61H66V62H67ZM70 61H71V60H70ZM185 61H186V59H185ZM191 61H192V60H191ZM191 61H189V62H191ZM195 61H196V60H195ZM94 62H95V61H94ZM51 63H52V62H51ZM186 63H187V62H186ZM186 63H185V64H186ZM39 64H40V62H39ZM55 64H56V62H54V65H55ZM220 64H221V63H220ZM225 64H226V63H225ZM42 65H43V64H42ZM60 65H61L60 63H59V65L57 64V66H60ZM65 65H66V64H65ZM183 65H184V64H183ZM43 66H44V65H43ZM222 66H223V64H222ZM61 67H62V65H61ZM61 67H59V68H61ZM133 67H136V66H133ZM218 67H219V68L221 67V66H219V63H218V62H214V61H213V62L210 63V68H211V69H217ZM223 67H224V66H223ZM223 67H222V68H223ZM136 68H137V67H136ZM37 69H38V68H37ZM53 69H54V68H53ZM62 69H63V67H62ZM65 69H66V66H65ZM65 69H64V70H65ZM73 69H74V68H73ZM107 69H108V68H107ZM115 70H116V69H114L113 72H117L118 69H117L116 71H115ZM129 70H130V69H129ZM220 70H221V69H220ZM220 70H219V71H220ZM125 71H126V70H125ZM35 72H37V71H35ZM38 72H40V71H38ZM118 72H119V71H118ZM118 72H117V74H118ZM121 72H123V71H121ZM121 72H120V73H121ZM231 72H232V71H231ZM120 73H119V74H120ZM125 73H126V72H125ZM127 73H128V72H127ZM112 74H113V73H112ZM122 74H123V73H122ZM122 74H120V75H122ZM157 74H158V73H157ZM163 74H164V73H163ZM172 74H174V73H172ZM172 74H171V75H172ZM38 75H41V74L38 73ZM160 75H161V74H160ZM175 75H176V74H175ZM175 75H174V76H175ZM24 76H25V75H24ZM27 76H28V75H27ZM116 76H117V75H116ZM156 76H157V77L155 78V82H158V81H160L161 79H163V78H161V77H164V76L166 77L165 74L162 75L161 77L159 76V74L156 75ZM168 76H170V75L167 74V78H166L167 80H168V78H169ZM174 76H173V77H174ZM197 76H198V75H197ZM232 76H233V75H232ZM31 77H32V76H31ZM31 77H30V78H31ZM35 77H37V74H36ZM41 77H42V75H41ZM158 77L161 78V79H159ZM233 77H234V76H233ZM21 78H22V77H21ZM23 78H24V77H23ZM23 78H22L21 81H23ZM46 78H47V77H46ZM96 78H97V76H96ZM96 78H95V79H96ZM102 78H104V77H102ZM170 78H171V77H170ZM170 78H169V79H170ZM31 79H32V78H31ZM49 79H50V78H49ZM53 79H54V78H53ZM90 79H91V78H90ZM90 79H89V80H90ZM98 79H99V77H98ZM110 79H111V78H110ZM178 79H179V78H178ZM192 79H194V78H192ZM192 79H191V80H192ZM200 79H201V78H200ZM11 80H12V79H11ZM47 80H48V79H47ZM50 80H51V79H50ZM117 80H118V79H117ZM156 80H157V81H156ZM164 80H165V78H164ZM180 80H181V75H180ZM90 81H91V80H90ZM100 81H101V78H100ZM111 81H112V80H111ZM115 81H116V80H114V82H115ZM173 81H174V80H173ZM177 81H179V80H177ZM116 82H117V81H116ZM8 83H10V82H8ZM8 83H7V84H8ZM120 83H121V82H120ZM199 83H200V82H199ZM2 84H5V83H2ZM2 84H1V82H0V87H1V86L4 87V85H2ZM30 84H33V83H30ZM40 84H41V82H40ZM69 84H70V82H69ZM81 84H82V83H81ZM97 84H98V83H96V85H97ZM121 84H122V83H121ZM121 84H120V85H121ZM128 84H129V83H128ZM36 85H37V84H36ZM36 85H34V86L36 87ZM96 85H95V86H96ZM117 85H118V84H117ZM38 86H39V85H38ZM55 86H59V84H58V85H55ZM70 86H71V85H70ZM99 86H100V85H99ZM99 86H98V87H99ZM122 86H123V84H122ZM3 87H2V88H3ZM42 87H43V86H42ZM72 87H73V86H72ZM74 87H75V85H74ZM81 87H82V86H81ZM83 87H84V86H83ZM102 87H103V86H102ZM124 87H125V86H124ZM134 87H135V86H134ZM190 87H191V86H190ZM2 88L0 89L1 91H2ZM40 88H41V86H40ZM64 88H65V87H64ZM121 88H122V87H121ZM201 88H202V87H201ZM203 88H204V87H203ZM203 88H202V89H203ZM46 89H47V88H46ZM102 89H103V88H102ZM102 89H101V91H102ZM185 89H186V88H185ZM185 89H184V92L186 91ZM83 90H84V89H83ZM133 90H134V88H133ZM204 90H205V89H203V92H204ZM46 91H47V90H46ZM48 91H49V90H48ZM146 91H147V90H146ZM148 91H149V90H148ZM207 91H208V90H207ZM43 92H44V90H43ZM79 92H80V91H79ZM100 93H102V92H100ZM103 93H104V92H103ZM187 93H188V91H186V94H185V95H188V96H189V94H187ZM198 93H199V92H198ZM94 94H95V93H94ZM199 94H200V93H199ZM205 94H206V93H205ZM209 94H210V92H209ZM126 95H127V94H126ZM202 95H203V94H202ZM23 96H24V95H23ZM79 96H80V95H79ZM82 96H83V95H82ZM103 96H104V95H103ZM128 96H129V95H128ZM162 96H163V95H162ZM206 96H208V95H206ZM160 97H161V96H160ZM184 97L186 98L187 96H184ZM199 97H200V96H199ZM199 97H198V98H199ZM189 98H190V97H189ZM75 99H76V98H75ZM100 99H101V98H100ZM166 99H167V97H166ZM199 99H200V98H199ZM12 100H13V99H12ZM163 100H164V99H163ZM167 100H169V99H167ZM187 100H188V98H187ZM189 100H190V99H189ZM217 100H218V99H217ZM15 101H16V100H15ZM130 101H131V100H129V102H130ZM132 101H133V99H132ZM132 101H131V102H132ZM98 102H102V101H98ZM185 102H186V101H185ZM189 102H190V101H189ZM199 102H200V101H199ZM205 102H206V101H205ZM205 102H201V103H204V104H205ZM195 103H196V102H195ZM197 103H198V101H197ZM15 104H16V103H15ZM82 104H83V103H82ZM107 104H108V103H107ZM129 104H131V103H129ZM204 104H203V105H204ZM77 105H78V104H77ZM103 105H104V104H103ZM135 105H136V104H135ZM200 105H201V104L199 103L198 106L200 107ZM203 105H202V106H203ZM81 106H82V105H81ZM106 106H107V105H106ZM129 106H131V105H129ZM194 106H195V105H194ZM14 107H15V106H14ZM16 107H17V106H16ZM16 107H15V108H16ZM24 107H25V106H24ZM76 107H78V106H76ZM103 107H104V106H103ZM131 107H133V106H131ZM17 108H18V107H17ZM96 108H97V107H96ZM133 108H134V107H133ZM188 108H189V107H188ZM18 109H19V108H18ZM20 109H21V108H20ZM196 109H197V108H196ZM203 109H204V108H203ZM10 110H11V109H10ZM15 110H16V109H15ZM77 110H78V109H77ZM97 110H98V109H97ZM105 110H106V109H105ZM127 110H128V109H127ZM175 110H176V109H175ZM184 110H185V109H184ZM204 110H205V109H204ZM12 111H13V108H12ZM12 111H11V112H12ZM21 111H22V110H21ZM78 111H80V109H79ZM78 111H77V113H78L77 115H79V113H80V112H78ZM81 111H83V110H81ZM114 111H115V110H114ZM192 111H193V109H192ZM194 111H195V109H194ZM199 111H200V110H199ZM16 112H17V111H16ZM16 112L14 111V113H16ZM73 112H74V111H73ZM75 112H76V111H75ZM105 112H106V111H105ZM105 112H104V113H105ZM151 112H152V111H151ZM154 112H155V111H154ZM178 112H179V111H178ZM190 112H191V111H190ZM190 112H189V113H190ZM203 112H204V111H203ZM69 113H70V112H69ZM104 113H103V114H104ZM107 113H108V110H107ZM110 113H111V112H110ZM152 113H153V112H152ZM175 113H176V112H175ZM182 113H183V112H182ZM3 114H4V113H3ZM17 114H18V113H17ZM38 114L40 115V113H38ZM101 114H102V113H101ZM103 114H102V115H103ZM112 114H113V112H112ZM116 114H117V113H116ZM116 114H115V115H116ZM138 114H139V112H138ZM173 114H174V113H173ZM176 114H177V113H176ZM39 115H38V116H39ZM73 115H75V114L73 113ZM80 115H81V114H80ZM118 115H119V114H118ZM130 115H131V114H130ZM143 115H144V114H143ZM16 116H17V115H15V118H16ZM21 116H22V115H21ZM29 116H30V115H29ZM33 116H34V115H33ZM43 116H44V115H43ZM144 116H145V115H144ZM17 117H18V116H17ZM103 117H104V116H103ZM138 117H140V116H138ZM147 117H148V116H147ZM162 117H163V116H162ZM232 117H233V116H232ZM1 118H2V117H1ZM19 118H20V117H19ZM37 118H38V117H37ZM37 118H36V119H37ZM64 118H65V116H64ZM78 118H79V117H78ZM151 118H152V116H151ZM166 118H169V117H166ZM220 118H222V117H220ZM226 118H227V116L225 117L224 121L227 120ZM20 119H21V118H20ZM38 119H39V118H38ZM65 119H66V118H65ZM80 119H81V118H80ZM82 119H83V118H82ZM100 119H101V118H100ZM102 119H103V118H102ZM119 119H120V118H119ZM129 119H130V117H129ZM131 119H132V118H131ZM170 119H171V118H170ZM185 119H186V118H185ZM209 119H211V118H209ZM16 120H17V119H16ZM22 120H23V119H22ZM93 120H94V119H93ZM96 120H97V119H96ZM110 120H112V119H110ZM116 120H117V118H116ZM152 120H153V118H152ZM160 120L162 121V118H161ZM187 120H188V119H187ZM222 120H223V119H222ZM233 120L235 121V119H233ZM18 121H19V120H18ZM65 121H66V120H65ZM123 121H124V120H123ZM131 121H132V120H131ZM145 121H146V120H145ZM154 121H155V120H154ZM168 121L170 122L169 119H168ZM228 121H230V119H228ZM5 122H6V121H5ZM15 122H16V121H15ZM19 122H20V121H19ZM43 122H44V121H43ZM46 122H47V121H46ZM107 122H108V121H107ZM111 122H112V121H111ZM111 122H110V123H111ZM121 122H122V121H121ZM121 122H120V123H121ZM148 122L151 123V121H148ZM155 122H157V120H156ZM155 122H154V123H155ZM159 122H160V121H159ZM164 122H165V121H164ZM186 122H188V121H186ZM186 122L184 121L185 124H186ZM220 122H222V121L220 120ZM225 122H226V121H225ZM230 122H231V121H230ZM68 123H69V121H68ZM90 123L93 124L94 122H90ZM96 123L98 124V122H96ZM96 123H95V125H96ZM124 123H125V121H124ZM126 123H127V122H126ZM140 123H142V122H140ZM150 123H149V125H150ZM154 123H153V124H154ZM157 123H158V122H157ZM162 123H163V122H162ZM166 123H167V122H166ZM166 123H165V124H161V123H159V124H161V125H163V126H166ZM170 123H172V122H170ZM173 123H174V121H173ZM176 123H177V122H176ZM176 123H175V124H176ZM259 123H260V122H259ZM3 124H4V123H3ZM3 124H2V125H3ZM16 124H17V122H16ZM23 124H24V123H23ZM23 124H22V125H23ZM28 124H29V123H28ZM91 124H90V125H91ZM155 124H156V123H155ZM159 124H157V125H159ZM175 124H174V125H175ZM178 124H179V123H178ZM193 124H194V123H193ZM215 124H216V123H215ZM217 124H218V123H217ZM224 124H225V123H224ZM224 124H223V126H224ZM232 124H233V122H232ZM256 124H258V123H256ZM256 124H247V123H246V125H244L243 128H241L242 130H239V131H237V132H236V130L234 129V130H235V131H234L235 133H233L232 136L229 135L230 138H229L228 136H227V137L225 136L226 134H228V133H226V132L228 131V130H227V131L225 132V133H226L225 135L220 134V135L225 136V137L220 138V139H219L220 141H218V139H217V142H224V143H221V145L223 144V146L225 147V149H226L227 147H230V149H231V148L233 149L234 147H238V148H239V147H240V143H242V142H241L242 140H239V138H240V139H241V138L243 139V137H245V136H243V134L245 135V133H246L247 130L252 129V128H253V130H255L254 127H257V128H258L259 126L256 125ZM262 124H264V123H262ZM0 125H1V124H0ZM13 125H14V124H13ZM13 125H10V126H13ZM37 125H38V124H37ZM41 125H42V124H41ZM61 125H62V124H61ZM95 125L93 124L92 126H95ZM98 125H99V127H100V124H98ZM98 125H96V126H98ZM106 125H107V124H106ZM115 125H116V123H115ZM118 125H119V124H118ZM118 125H117V126H118ZM122 125H123V124H122ZM127 125H129V124H127ZM130 125H132V124H130ZM168 125H170V124L167 123V126H168ZM174 125L171 124V128H172V126H173V127H176L177 124H176L175 126H174ZM179 125H180V124H179ZM179 125H177V127H178ZM187 125L189 126L190 124H187ZM225 125H226V124H225ZM242 125H243V124H242ZM255 125H256V126H255ZM260 125H261V123H260ZM6 126H7V125H6ZM19 126H21V125H19ZM27 126H28V125H27ZM51 126H52V125H51ZM63 126H64V125H63ZM63 126H62V127H63ZM104 126H105V124H104ZM117 126H116V127H117ZM123 126H124V125H123ZM123 126H122V127H123ZM180 126H183V125L181 124ZM221 126H222V124H221ZM263 126H264V125H263ZM28 127H29V126H28ZM60 127H61V126H60ZM62 127H61V129H62ZM64 127H65V126H64ZM64 127H63V128H64ZM87 127H88V126H87ZM102 127H103V126H102ZM110 127H111V126H110ZM110 127L107 126V129L110 128ZM113 127H114V126H113ZM143 127H144V126H143ZM156 127H158V126H156ZM156 127H155V128H156ZM169 127H170V126H169ZM192 127L195 129L194 126H192ZM224 127H225V126H224ZM5 128H6V127H5ZM9 128H10V127H9ZM14 128L16 129V127H14ZM14 128H13V130H14ZM47 128H48V127H47ZM80 128H81V127H80ZM82 128H83V127H82ZM90 128H91V126H90ZM94 128H95V127H94ZM94 128L92 127L93 130H90V129H89V131H91V132L86 131V132H88V133L85 135L84 138H82V139L84 140V141H83V144L81 145L82 147H80L79 149H77V148H75V146L71 145V146H73V148H75V150H76V151L73 150V152H78V153L80 154V156H82V155H85V156L88 155V154H86V153H88L87 151H89V150L91 149V147L93 146V142H94V140H95V139H94L95 136H97V138H99V139H101V140H105L106 142H107L106 138L112 137V138H109V139H113V140H114V139H118L119 136H120V133H119V136H118V134H117L118 138H113V136H115V134H113V132H112V131H113V128H112L111 133H110V132H106V131H107L106 129H105L106 131H103L101 127H100L101 129H98V127H96V129H98V130H95ZM105 128H106V126H105ZM117 128H118V127H117ZM125 128H126V126H125ZM152 128H153V127H152ZM159 128H163V129H162V130H159ZM159 128H158L159 131H162V132L164 131V127H160V125H159ZM166 128H168V127H166ZM166 128H165V129H166ZM178 128H180V127H178ZM193 128H191V126H190L189 131H190V129H193ZM225 128H226V127H225ZM228 128H229V127H228ZM234 128H235V127H234ZM2 129H3V128H2ZM6 129H8V127H7ZM6 129H5L6 132H7V131H10V130H6ZM10 129H11V128H10ZM19 129H21V128H19ZM59 129H60V128H59ZM115 129H116V128H115ZM143 129H144V128H143ZM156 129H157V128H156ZM180 129H181V128H180ZM182 129H183V128H182ZM185 129H187L186 131H188L187 126H185ZM208 129H209V128H208ZM208 129H207V130H208ZM217 129L219 130V128H216V130H217ZM223 129H224V128H223ZM230 129H232V127H231ZM260 129H262V131H263V128H262V127H261ZM11 130H12V129H11ZM26 130H27V129H26ZM48 130H49V129H48ZM48 130H47V131H48ZM51 130H53V129H51ZM51 130H50L51 134L54 133V132H52ZM57 130H58V128L56 129V131H57ZM79 130H80V129H79ZM85 130H86V129H85ZM108 130H109V129H108ZM110 130H111V128H110ZM110 130H109V131H110ZM116 130H118V129H116ZM119 130H120V129H119ZM119 130L117 131V133L120 132L122 129H121L120 131H119ZM123 130H124V129H123ZM123 130H122V131H123ZM126 130H127V129H126ZM148 130H149V129H148ZM152 130H154V129H152ZM173 130H174V128L171 129V131H173ZM175 130H176L175 133H176V132H179V133H176L175 135H180V133H182V132L184 131V130H182V132H181V130H178V131H177V129H175ZM196 130H197V129H196ZM210 130H211V128H210ZM212 130H213V129H212ZM216 130H215V131H216ZM224 130H225V129H224ZM237 130H238V129H237ZM17 131H18V130H16V132H17ZM42 131H43V130H42ZM44 131H45V130H44ZM54 131H55V129H54ZM93 131H94L96 134H94ZM149 131H150V130H149ZM154 131H156V130H154ZM171 131H170V132H171ZM197 131H198V130H197ZM197 131L194 130L195 133H196ZM213 131H214V130H213ZM262 131H261V132H262ZM19 132H20V131H19ZM125 132H126V131H125ZM208 132H209V130H208ZM217 132L219 133V131H217ZM217 132H216V133H217ZM231 132H233V131L231 130ZM248 132L250 133V130L247 131L246 135H247L248 137H250L249 135H252V134H249ZM12 133H13V132H12ZM14 133H15V132H14ZM14 133H13V134H14ZM20 133H21V132H20ZM20 133H19V134H20ZM25 133H26V131H25ZM45 133H46V132H45ZM45 133H44V134H45ZM123 133H124V132H122V135H123ZM132 133H133V132H132ZM132 133H131V134H132ZM153 133H154V132H153ZM164 133H165V131H164ZM167 133H168V132H166L165 134H167ZM173 133H174V131H173ZM186 133L189 134L190 132H186ZM204 133H206V134H204ZM204 133H203L204 135H207V134H208L207 132H204ZM211 133L213 134V132H211ZM216 133H215V134H216ZM222 133H223V132H222ZM251 133H252V130H251ZM36 134H37V133H36ZM40 134H42V133H40ZM46 134H47V133H46ZM127 134H128V138H129L130 133H127ZM136 134H137V133H136ZM136 134H135V135H136ZM148 134H149V133H148ZM171 134H172V133H171ZM171 134H170V136H171ZM190 134H191V133H190ZM190 134H189V135H190ZM193 134H194V133H193ZM199 134H200V133H199ZM199 134L196 135L198 138L200 137ZM212 134H211V135H208L207 137H205V138H207L208 140L210 139V143H211V139H212V137H213ZM215 134H214V135H215ZM229 134H231V133H229ZM253 134H254V132H253ZM259 134H260V131H259ZM259 134L257 135V131H256V135H257V136H260L261 134H260V135H259ZM262 134H263V133H262ZM23 135H25V134H24V131H23ZM26 135H27V134H26ZM26 135H25L24 137H26ZM42 135H43V134H42ZM49 135H50V133H49ZM49 135H47V136H49ZM81 135H82V134H81ZM81 135H80V136H81ZM122 135H121V136H122ZM132 135H133V134H132ZM132 135H131V136H132ZM139 135H140V134H139ZM155 135H156V134H155ZM158 135H159V134H158ZM160 135H161V133H160ZM163 135H164V134H163ZM172 135H173V134H172ZM184 135H185V133H184ZM194 135H195V134H194ZM194 135H193V137H194ZM201 135H202V134H201ZM218 135H219V134H217V136L215 135L216 137L214 136V139L217 138ZM220 135H219V136H220ZM256 135H255V136H256ZM17 136H18V133H17ZM39 136H41V135H39ZM47 136H45V137H47ZM83 136H84V135H83ZM117 136H115V137H117ZM121 136H120V137H121ZM123 136H124V135H123ZM125 136L127 137V135H125ZM164 136H165V135H164ZM170 136H169V135L167 136V137H169L168 139H170V138L172 137V136H171V137H170ZM180 136H182V135H180ZM19 137H20V136H19ZM28 137H29V136H28ZM42 137H43V136H42ZM45 137H43V138L45 139ZM81 137H82V136H81ZM132 137H133V136H132ZM142 137H143V136H142ZM157 137H158V138H156V139H159V136H157ZM161 137H162V136H160V140H162ZM175 137H176V136H175ZM175 137H172L171 139H173V138L175 139ZM182 137H183V136H182ZM21 138H22V137H21ZM32 138H33V135H32ZM34 138H36V137H34ZM34 138H33V139H34ZM47 138H48V137H47ZM97 138H96V139H97ZM130 138H131V137H130ZM136 138H139V139H140V137H136ZM144 138H145V137H144ZM154 138H155V136H154ZM185 138H186V140H187L188 138H191V137H187V135H186ZM203 138H204V137H203ZM253 138H254V136H253ZM36 139H37V138H36ZM82 139H81V140H82ZM109 139H108V142H109ZM122 139H123V137H122ZM124 139H125V138H124ZM139 139H138V140H139ZM164 139H165V138H164ZM168 139H166V140L168 141ZM183 139H184V138H183ZM183 139L181 138L180 140L182 141ZM191 139H192V138H191ZM194 139H196V137H195ZM1 140H4V139L1 138ZM12 140H13V138H12ZM46 140H48V139H46ZM46 140H45V141H46ZM79 140H80V139H79ZM81 140H80V141H81ZM101 140H100V141H101ZM113 140H112V141H113ZM134 140H135V139H134ZM138 140H137V141H138ZM180 140H179V142H180ZM186 140H185L184 142H186ZM199 140L201 141V139H199ZM202 140H203V139H202ZM215 140H216V139H215ZM248 140H250V139L248 138ZM4 141H5V140H4ZM4 141H2V143H3ZM6 141H9V139H7ZM10 141H11V140H10ZM45 141H44V143H45ZM95 141H96V140H95ZM105 141H104L103 143H105ZM110 141H111V140H110ZM119 141H120V140H119ZM124 141H126V140H124ZM127 141H128V139H127ZM127 141H126V142H127ZM163 141H165V140H163ZM172 141H175V140H172ZM172 141L170 140L171 143H172ZM192 141H193V140H191V142H192ZM225 141H226V142H225ZM243 141H245V140H243ZM34 142H35V141H34ZM41 142H42V144H43V141H41ZM97 142H98V141H96V143H97ZM113 142H114V141H113ZM133 142H134V141H133ZM133 142H132V143H133ZM140 142H141V141H140ZM175 142L177 143V137H176V141H175ZM195 142H196V140H195ZM202 142H204L205 145H206L207 140H206V142H205V139H204V140L201 141L199 144H201ZM214 142H215V141H214ZM238 142H239V143H238ZM246 142H247V140H246ZM246 142H243V143H246ZM251 142H252V137H251ZM253 142H254V144H255V145H253V146H254V147L257 146V147L259 148L258 150L256 149L258 156L261 155L262 153H264V134L261 135V136L258 137V138L255 137V138L253 139ZM5 143H6V142H5ZM36 143L38 144V140H37ZM79 143H80V142H79ZM101 143H102V141H101ZM109 143H110V142H109ZM123 143H124V145H125V142H123ZM160 143H162V142L160 141ZM164 143H165V142H163L162 144L164 145ZM187 143H188V141H187ZM204 143H202V144L204 145ZM210 143H209V145H210ZM215 143H216V142H215ZM237 143H238L239 146H237ZM247 143H248V142H247ZM247 143H246V145H247ZM249 143H250V142H249ZM249 143H248V144H249ZM40 144H41V143H40ZM45 144H46V143H45ZM76 144H77V143H76ZM127 144H128V142H127ZM136 144H138V142H137ZM139 144H140V143H139ZM139 144H138V145H139ZM143 144H144V143H143ZM168 144H169V143H168ZM172 144H173V143H172ZM178 144H179V143H178ZM182 144H183V146L185 145V143H183V141H182ZM195 144H196V143H195ZM195 144H192V143H191V145H194V146H195ZM202 144H201V145H202ZM218 144H219V143H218ZM35 145H36V144H35ZM35 145H34V146H35ZM105 145H106V144H105ZM108 145H109V144H108ZM128 145H129V144H128ZM128 145H125V148H124V149H123L124 146L122 147V149H123L122 152H123V153H126V154H127V153H129V152H131V151H133V152L135 151V150H133V149H134V148H133L134 145H132V146L129 145V147H127ZM189 145H190V144H189ZM191 145H190V146H191ZM209 145H208L207 147H209ZM213 145H214V144H213ZM216 145H217V144H216ZM241 145H244V144H241ZM251 145H252V143H251ZM251 145H250V148L252 147ZM16 146H17V145H16ZM34 146H33V147H34ZM38 146H39V145H38ZM43 146H44V145H43ZM43 146H39V147H43ZM46 146H47V144H46ZM71 146H69V147H71ZM146 146H147V145H146ZM169 146H170L169 148L171 149V145H169ZM175 146H176V145H175V143H174V147H175ZM194 146H193V148H195V147L197 148V146H195V147H194ZM211 146H212V143H211ZM218 146H219V145H218ZM0 147H1V144H0ZM14 147H15V145H14ZM14 147H13V148H14ZM23 147H24V146H23ZM77 147H79V146H77ZM131 147H132L133 149H132ZM139 147H140V146H139ZM147 147H148V146H147ZM160 147H161V146H160ZM172 147H173V146H172ZM174 147H173V148H174ZM177 147H179V145H178ZM177 147H176V148H177ZM181 147H182V146H181ZM188 147H189V146H188ZM191 147H192V146H191ZM201 147H202V146H201ZM220 147H221V146H220ZM224 147H223V148H224ZM2 148H4V144H2ZM5 148L9 149L8 147H6V145H5ZM16 148H17V147H16ZM16 148H14V150H15ZM18 148H19V147H18ZM27 148H28V147H27ZM29 148H30V147H29ZM34 148H35V147H34ZM36 148H37V147H36ZM135 148H136V146H135ZM166 148H167V147H166ZM166 148H165V149H166ZM176 148H175V150H176ZM204 148H205V146H203V149H204ZM212 148H213V146H212ZM221 148H222V147H221ZM240 148H242V149H240ZM240 148H239V150H244V149L247 150V149H248L247 147L244 148L243 146H241ZM252 148H253V147H252ZM7 149H6V150H7ZM31 149H32V148H31ZM80 149H81V150H80ZM106 149H107V148H106ZM106 149H105V150H106ZM180 149H181V148H180ZM185 149H186V148H185ZM208 149H209V148H207V150H208ZM213 149H214V148H213ZM236 149H237V148H235L234 151H235ZM0 150H1V149H0ZM11 150H12V149H11ZM16 150H21V149H16ZM120 150H121V149H120ZM150 150H152V149H150ZM150 150H149V151H150ZM162 150H163V149H162ZM168 150H169V149H168ZM181 150H182V149H181ZM181 150H180V152H181ZM187 150L189 151V149H186V153H188ZM237 150H238V149H237ZM237 150H236V151H237ZM246 150H245V151H246ZM254 150H255V148H254ZM9 151H10V150H9ZM22 151H23V150H22ZM22 151H21V152H22ZM37 151H38V150H37ZM39 151L41 152V151H43V150H41V148H40ZM44 151H45V150H44ZM176 151H177V150H176ZM198 151H199V149H197L196 152H198ZM200 151H201V149H200ZM205 151H206V150H205ZM217 151H218V149H217ZM225 151H226V150H225ZM234 151H233V152H234ZM7 152H8V151H7ZM14 152H15V151H14ZM14 152H13V150H12L11 153H14ZM17 152H18V151H17ZM19 152H20V151H19ZM26 152H27V149H26ZM26 152H24V153L26 154ZM32 152H33V151H32ZM34 152H36L35 149H34ZM103 152H104V151H103ZM137 152H138V151H137ZM156 152H157V151H156ZM182 152H185V151L182 150ZM189 152H190V151H189ZM196 152H195V153H196ZM211 152H213V151L211 150ZM211 152H210V153H211ZM229 152H230V151H229ZM233 152L231 151V153L234 155V153H236V152H234V153H233ZM237 152H238V151H237ZM239 152H240V151H239ZM239 152H238V153H239ZM248 152H249V151H248ZM254 152H255V151H254ZM2 153H3V152H2ZM5 153H6V151H5ZM36 153H37V152H36ZM106 153H108V151H107ZM131 153H132V152H131ZM144 153H145V152H144ZM166 153H167V152H166ZM175 153H176V152H175ZM203 153H204V151H203ZM231 153H230V154H231ZM238 153H237V154H238ZM242 153H244V152L242 151ZM25 154H24V155H25ZM73 154H75V153H73ZM101 154H102V153H101ZM109 154H110V150H109ZM134 154H135V153H134ZM142 154H143V153H142ZM163 154H164V153H163ZM184 154H185V153H184ZM191 154H192V153H191ZM191 154H190V155H191ZM196 154H197V153H196ZM198 154H202V152H201V153H198ZM208 154H209V152H208ZM232 154H231V155H232ZM240 154H241V152H240ZM246 154H247V153H246ZM246 154H245V156H246ZM0 155H2V154H0ZM3 155H4V154H3ZM5 155L7 156V154H5ZM12 155L14 156V154H12ZM22 155H23V154H22ZM44 155H45V153H44ZM110 155H111V154H110ZM117 155H118V154H117ZM130 155H131V154H130ZM136 155H137V154H136ZM164 155H165V154H164ZM169 155H170V154H169ZM182 155H183V154H182ZM190 155H189V156H190ZM203 155H205V153H204ZM210 155H211V154H210ZM210 155H209V156H210ZM214 155H215V154H214ZM233 155H232V156H233ZM243 155H244V154H243ZM247 155H248V154H247ZM263 155H264V154H263ZM35 156L37 157V155H35ZM85 156H83V157H85ZM100 156H101V155H100ZM108 156H109V155H108ZM108 156H107V157H108ZM126 156L128 157L129 154L123 156L125 160L127 159ZM153 156H155V155H153ZM156 156H157V155H156ZM158 156H159V155H158ZM161 156H162V155H161ZM180 156H181V155H180ZM184 156H185V155H184ZM196 156H198V155H196ZM238 156H239V155H238ZM256 156H257V155H256ZM1 157H2V156H1ZM9 157H10V159H11V156H9ZM9 157L7 156V158H9ZM14 157H15V156H14ZM38 157H39V156H38ZM110 157H111V156H110ZM117 157H118V156H117ZM119 157H120V156H119ZM125 157H126V158H125ZM150 157H151V156H150ZM173 157H174V155H173ZM199 157L201 158V157H203V156H200V155H199ZM199 157H198V159H200ZM204 157H205V156H204ZM216 157H217V156H216ZM229 157H231V156H229ZM240 157H241V156H240ZM243 157H244V156H243ZM4 158H5V157H4ZM15 158H16V157H15ZM15 158H14V162H15ZM44 158H45V157H44ZM78 158H79V156H78ZM108 158H109V157H108ZM133 158H135V156H134ZM195 158L197 159V157H195ZM195 158H194V160H195ZM214 158H215V157H214ZM234 158L236 159L235 155H234ZM246 158H248V156H247ZM18 159H19V157L17 158V160H18ZM35 159H36V158H35ZM91 159H92V158H90V160H91ZM93 159H94V158H93ZM98 159H99V158H98ZM105 159H106V155H105L104 157L101 156V157H100V161H101V163H102V161H104ZM110 159H112V158H110ZM118 159H119V158H118ZM124 159H123V160H124ZM191 159H192V158H191ZM198 159H197L196 161H199ZM204 159H205V158H203V160H204ZM206 159H207V157H206ZM212 159H213V156H212V158H211V161H212ZM241 159H242V157H241ZM244 159H245V158H244ZM8 160H9V159H8ZM119 160H122V159H119ZM123 160H122V161H123ZM132 160H133V159H132ZM146 160H147V159H146ZM149 160H151V159H149ZM170 160L172 161V158H171ZM5 161H6V160H5ZM5 161H4V162H5ZM45 161H46V160H45ZM205 161H206V160H205ZM211 161H210V162H211ZM221 161H222V160H221ZM235 161H236V160H235ZM249 161H250V160H249ZM257 161H258V160H257ZM91 162H94V161H91ZM91 162H89V163H91ZM104 162H105V161H104ZM119 162H121V161H119ZM127 162H128V161H127ZM127 162H124V163H127ZM137 162H138V161H137ZM153 162H156V160L153 161ZM202 162H203V161H202ZM216 162H218V161H216ZM6 163H7V162H6ZM10 163H13V162H10ZM111 163H112V162H111ZM138 163H139V162H138ZM200 163H201V162H200ZM4 164H5V163H4ZM91 164H92V163H91ZM94 164H95V163H94ZM96 164H98V160H97V163H96ZM109 164H110V163H109ZM116 164H117V159H116ZM156 164H157V163H156ZM173 164H174V163H172V165H173ZM198 164H199V163H198ZM202 164H203V163H202ZM220 164H221V163H220ZM12 165H13V164H12ZM104 165L106 166V164H104ZM117 165H118V164H117ZM117 165H116V166H117ZM137 165H139V164H137ZM167 165H168V164H167ZM199 165H200V164H199ZM239 165H240V164H239ZM245 165H246V164H245ZM260 165H263V164H260ZM260 165H259V166H260ZM0 166H1V165H0ZM44 166H46V164H45ZM91 166H92V165H91ZM91 166H90V167H91ZM99 166H100V165H99ZM110 166H111V165H110ZM114 166H115V165H114ZM118 166L120 167V164H119ZM121 166H122V164H121ZM168 166H169V165H168ZM212 166L215 167L214 165H212ZM218 166H219V164H218L216 167H218ZM222 166H224V165H222ZM2 167H3V166H2ZM11 167H12V166H11ZM17 167H21V169L24 168V170L26 169V171H27V168H29V169H31V168H37V169H38V168H39V170H41V168L43 167V162H42L41 159H38L37 161H36V160H31L30 156H27V155H26V156H23L22 159L18 162V164H16V165H15L14 167H12V168H13V170L16 171ZM240 167H241V165H240ZM244 167H245V166H244ZM246 167H247V166H246ZM248 167H249V165H248ZM250 167H252L251 164H250ZM260 167H262V166H260ZM8 168H9V166H8ZM8 168H7V169H8ZM107 168H108V167H107ZM121 168H122V167H121ZM121 168H120V169H121ZM221 168H223V167H219V169H221ZM255 168H256V167H255ZM257 168H258V167H257ZM2 169H4V168H2ZM2 169H1V170H2ZM7 169H5V170H7ZM18 169H19V168H18ZM45 169H47V168H45ZM45 169H44V170H45ZM144 169H145V168H144ZM241 169H243V167H242ZM245 169H246V168H245ZM250 169H252V168H250ZM258 169H259V168H258ZM1 170H0V173H2ZM13 170H12V171H13ZM208 170H209V169H208ZM211 170H212V169H211ZM214 170H217V169H214ZM222 170H223V169H222ZM225 170L227 171L226 168H225ZM239 170H240V169H239ZM239 170H238V171H239ZM252 170H253V169H252ZM252 170H251V171H252ZM256 170H257V169H256ZM18 171H19V170H18ZM20 171H21V170H20ZM158 171H159V170H158ZM160 171H161V170H160ZM209 171H210V170H209ZM217 171H218V170H217ZM219 171H220V170H219ZM219 171H218V172H219ZM223 171H224V170H223ZM226 171H225V172H226ZM228 171H229V170H228ZM258 171H259V170H258ZM5 172H6V171H5ZM5 172H4V173H5ZM23 172H24V171H23ZM29 172H30V171H29ZM32 172H33V170H32ZM34 172H35V169H34ZM38 172H39V171H38ZM40 172H41V171H40ZM152 172H153V171H152ZM225 172H224V173H225ZM229 172H230V171H229ZM243 172H244V169H243ZM248 172H249V170H248ZM252 172H254V171H252ZM256 172H257V171H256ZM259 172H263V171H259ZM4 173H3V174H4ZM24 173H25V172H24ZM30 173H31V172H30ZM42 173H43V171H42ZM205 173H206V172H205ZM209 173H210V172H209ZM231 173H232V171H231ZM233 173H234V172H233ZM238 173H239V172H238ZM241 173H242V172H241ZM241 173H240V175H241ZM3 174H1V177L3 176ZM11 174L15 175L16 172H11ZM38 174H40V173H38ZM44 174H45V173H44ZM214 174H215V173H214ZM236 174H237V173H236ZM243 174H244V173H243ZM263 174H264V173H263ZM4 175H5V174H4ZM26 175H27V174H26ZM34 175H35V173H34ZM217 175H218V174H217ZM240 175H239V177H240ZM249 175H250V174H249ZM257 175H258V174H257ZM257 175H256V176H257ZM10 176H11V175H10ZM10 176H9V178H12V177H10ZM16 176H19L18 173H17ZM22 176H24V175H22ZM38 176H39V175H38ZM38 176H37V177H38ZM45 176L47 177V175H45ZM132 176H133V175H132ZM134 176H135V175H134ZM145 176H146V175H145ZM153 176H154V175H153ZM210 176H211V174H210ZM243 176H244V175H243ZM246 176H247V174H246ZM246 176H244V177H246ZM259 176H260V175H259ZM259 176H258V177H259ZM261 176H262V175H261ZM7 177H8V176H7ZM13 177L15 178V176H13ZM30 177H31V175H30ZM33 177H35V176H33ZM41 177H42V176H41ZM119 177H120V175H119V174H116V173H110V174L107 173V174H104V172L101 173V172H98V171H97L96 169H94V168H90V169H87V170L81 172V174H80V178H81V180H80L79 182L75 181V182H73V184H72L71 186H67V187H68V188H72V189H76V190H77L78 188L83 187V186L87 185L88 183H90L91 186H93L92 189H94V190H92V191H93V193H92L93 196L91 195V196L93 197V199L95 200L94 202H96V201H101V200H103V199H104V202H106L105 200H107V202H108V201H109L108 199H110V197L113 196L114 194H115L114 197L116 196V197H115V198H116V202H118V201H117V199H118L117 197H119V198L121 197L120 195H122V197H124V198H128V197H129L130 200H131L130 196H131V195L133 196V195H136V194H139L140 196H142V195H150L149 197L152 198V196H153V197L156 196V193H157V191H158V189H159V187H160L159 185H155V184H154V185H150V186H149V185H138V183H137L136 181H128V180H124V179L119 178ZM128 177H129V176H128ZM136 177H137V176H136ZM138 177H139V176H138ZM215 177H216V176H215ZM233 177H234V176H233ZM233 177H232V178H233ZM249 177H250V176H249ZM252 177H253V175H252ZM254 177H255V175H254ZM17 178H18V177H17ZM24 178H25V176H24ZM28 178H29V177H28ZM48 178H49V177H48ZM52 178H53V177H52ZM144 178H145V177H144ZM212 178H213V177H212ZM263 178H264V177H263ZM3 179H5V178L3 177ZM7 179H8V178H7ZM7 179H6V180H7ZM42 179H43V178H42ZM46 179H47V178H46ZM49 179H50V178H49ZM78 179H79V178H78ZM129 179H130V177H129ZM207 179H208V178H207ZM240 179H241V178H240ZM240 179H239V180H240ZM259 179H260V178H259ZM261 179H262V178H261ZM8 180H10V179H8ZM12 180H13V178H12ZM23 180H24V179H23ZM23 180H21V181L23 182ZM26 180H27V179H26ZM143 180H144V179H143ZM200 180H201V179H200ZM208 180H209V179H208ZM215 180H216V179H215ZM217 180H218V179H217ZM237 180H238V179H237ZM237 180H236V181H237ZM245 180H247V179H245ZM13 181H14V180H13ZM140 181H141V180H140ZM140 181H139V182H140ZM182 181H184V180H182ZM210 181H211V180H209V182H210ZM222 181H224V180H222ZM233 181H234V180H233ZM254 181H255V180H254ZM254 181H253V182H254ZM257 181H258V180H257ZM263 181H264V179H263ZM8 182L10 183V181H8ZM8 182H7V181H3V180L1 179V182H0V190L3 189L4 187H6L7 185L11 186ZM16 182H17V180H16ZM209 182H208V184H209ZM213 182H214V181H213ZM213 182H212V183H213ZM249 182H251V181L248 180V183H249ZM261 182H262V181H261ZM13 183H14V182H13ZM13 183H12V185H13ZM25 183L27 184V181H26ZM57 183H58V182H55V183H54V182H51V181H50V183H48V181H47V182H46V180H43V181H42V180H40V179L38 178V179H36V180L34 179V181L31 182V184H30V186H29L28 188H29V191H30V190H31V191H32V190H35V191H42V193H45V192H46V194L48 193L47 195H49V198H50L51 200H60V199L63 197V194H61V193H55V190H56V188H57V185L60 186V188H61V186L63 187V185H60V184H57ZM140 183H141V182H140ZM140 183H139V184H140ZM193 183H194V182H192V184H193ZM204 183H205V182H204ZM222 183H223V182H222ZM225 183H226V182H225ZM228 183H229V182H228ZM236 183H237V182H236ZM248 183L246 184L247 186H248ZM256 183H257V182H256ZM185 184H186V182H178V184H177L176 187H178V189L180 190V189H183L182 187H184ZM195 184H196V183H195ZM226 184H227V183H226ZM251 184H252V183H251ZM259 184H260V183H259ZM262 184H263V183H262ZM262 184H260V185H262ZM21 185H22V184H21ZM188 185H189V184H188ZM188 185H187V186H188ZM203 185H204V184H203ZM205 185H206V183H205ZM234 185H235V184H234ZM239 185H240V184H239ZM242 185H243V184H242ZM18 186H19V185H18ZM22 186H23V185H22ZM211 186H212V185H211ZM227 186H228V185H227ZM231 186H232V185H231ZM237 186H238V185H237ZM256 186H257V184H256ZM23 187H24V186H23ZM23 187H22V188H23ZM86 187H87V186H86ZM88 187H89V186H88ZM88 187H87V188H88ZM188 187L191 188L190 186H188ZM202 187H203V186L201 185L199 188H202ZM207 187H208V186H207ZM221 187H222V186H221ZM223 187H224V186H223ZM223 187H222V188H223ZM234 187H235V186H234ZM251 187H252V186H251ZM253 187H254V186H253ZM258 187H260V186L258 185ZM258 187H255V188L258 189ZM7 188H8V187H7ZM7 188H6V189H7ZM14 188H15V187H14ZM17 188H18V187H17ZM17 188H16V189H17ZM19 188H21V187L19 186ZM184 188H185V187H184ZM186 188H187V187H186ZM195 188H196V186H195ZM197 188H198V187H197ZM241 188H242V186L240 187V189H241ZM244 188H245V187H244ZM248 188H249V187H248ZM255 188H254V189H255ZM9 189H10V188H9ZM16 189H15V190H16ZM25 189H26V188H25ZM58 189H59V187H58ZM58 189H57V190H58ZM65 189H66V188H65ZM192 189H193V186H192ZM202 189H203V188H202ZM208 189H209V188H208ZM212 189H214V191L216 190L215 187H213ZM212 189H211V191H210L211 194L213 193V192H212ZM224 189H226V188L224 187ZM240 189H239V190H240ZM7 190H8V189H7ZM10 190H12V189H10ZM63 190H64V187H63ZM66 190H67V189H66ZM66 190H65V192H64L65 194H66ZM84 190H85V188H84ZM84 190H83V191H84ZM86 190H87V189H86ZM203 190H204V189H203ZM205 190H207V189L205 188ZM221 190H222V189H220V191H221ZM247 190H248V189H247ZM4 191H5V188H4ZM20 191H21V190H20ZM31 191H30V192H31ZM35 191H34V192H35ZM43 191H45V192H43ZM59 191H61V190L59 189ZM87 191H88V190H87ZM183 191H185V190L183 189ZM183 191H182V192H183ZM191 191H193V190H191ZM201 191H202V190H201ZM236 191H237V189H236ZM240 191H241V190H240ZM1 192H2V191H1ZM11 192H12V191H11ZM14 192H15V191H14ZM24 192H25V191H24ZM34 192H33V193H34ZM85 192H86V191H85ZM197 192H198V191H197ZM205 192H206V191H205ZM243 192H244V191H243ZM263 192H264V191H263ZM263 192H261V193H263ZM2 193H3V192H2ZM18 193H20L19 190H18ZM62 193H63V192H62ZM73 193H74V192H73ZM79 193H80V191H79ZM79 193H78V194H79ZM187 193H188V192H187ZM192 193H193V192H192ZM192 193H191L190 195H192ZM200 193H201V192L199 191V196H200ZM202 193H203V191H202ZM207 193H208V192H207ZM214 193H215V192H214ZM219 193H223V191H221V192H217L216 194L219 195ZM225 193H227V192H225ZM232 193H234V192H232ZM255 193H256V192H255ZM261 193H260V195H261ZM26 194H27V193H26ZM74 194H76V193H74ZM81 194H82V193H81ZM81 194H79V195H81ZM85 194H86V193H85ZM87 194H89V193H87ZM90 194H91V192H90ZM178 194H179V192H176L175 195H178ZM193 194H195V193H193ZM252 194H253V193H252ZM252 194H251V195H252ZM13 195H14V194H13ZM13 195H12V196H13ZM31 195H32V194H31ZM33 195H34V194H33ZM39 195H41V193H40ZM207 195H208V194H207ZM223 195H224V193L222 194V196H223ZM232 195H236V194H232ZM241 195H242V194H241ZM249 195H250V194H249ZM260 195L256 194L257 197L260 196ZM23 196H24V195H23ZM42 196H43V195H42ZM66 196H67V195H66ZM72 196H74V195H72ZM76 196H77V195H76ZM173 196H174V195H173ZM194 196H196V195H194ZM199 196H198V197H199ZM202 196H204V195H202ZM202 196H201V197H202ZM222 196L220 195V197H222ZM226 196H227V194H226L225 196H223V197H226ZM237 196H239L238 198H240V195H237ZM17 197H18V196H17ZM17 197H15V198H17ZM35 197H36V196H35ZM43 197L45 198V196H43ZM43 197H42V198H43ZM74 197H75V196H74ZM81 197H82V196H81ZM92 197H91V198H92ZM133 197H134V196H133ZM136 197H137V196H136ZM138 197H139V196H138ZM178 197H179V196H178ZM178 197L176 196L175 199L178 198ZM190 197H191V196H190ZM192 197H193V196H192ZM210 197H211V196H210ZM220 197H219V198H220ZM229 197H230V196H229ZM232 197H233V196H232ZM234 197L236 198V196H234ZM247 197H248V196H247ZM252 197H253V196H251V199H252ZM262 197H263V195H262ZM10 198H11V197H10ZM20 198H21V196H20ZM22 198H23V197H22ZM24 198H25V196H24ZM28 198H29V197H28ZM72 198H73V197H72ZM78 198H79V197H78ZM83 198H84V197H83ZM83 198H81V199H83ZM144 198L147 199V197H144ZM168 198H169V197H168ZM172 198H173V197H170L169 199L171 200ZM181 198H182V196H181ZM207 198H208V197H207ZM238 198H237V199H238ZM254 198H256L255 195H254ZM3 199H4V196H3ZM8 199H9V198H8ZM8 199H7V200H8ZM12 199H13V198H12ZM17 199H19V198H17ZM17 199H14V200L17 201ZM30 199H32V198H30ZM73 199H74V198H73ZM79 199H80V198H79ZM93 199H90V200L87 201V202H88V203L90 202V204H93L92 201H91V200H93ZM135 199H137V198L134 197V200H135ZM145 199H144V200H145ZM190 199H191V198H190ZM190 199H189V200H190ZM222 199H223V198H222ZM237 199H236V200H237ZM1 200H2V199H1ZM27 200H28V199H27ZM40 200H42V199H40ZM43 200H44V199H43ZM46 200H47V199H46ZM46 200H45V201H46ZM48 200H49V199H48ZM138 200H139V199H138ZM138 200H137V201H138ZM167 200H168V199H167ZM167 200H166V201H167ZM194 200H195V199H194ZM194 200H193V201H194ZM197 200H198V199H197ZM203 200H204V199H203ZM240 200H241V199H240ZM243 200H244V199H242V201H243ZM248 200H249V201H252V200H250L249 198H248ZM12 201H13V200H12ZM63 201H64V200H63ZM79 201H80V200H78V202H79ZM84 201H86V200H84ZM111 201H112V200H111ZM111 201L108 202V205H109V203H110ZM123 201L126 203V207H125L124 203H122L121 201H120V204L117 203L118 205H117V206L114 205V207H119V208H118L119 210H120V209H122V210H124V211L127 210L128 202H126L125 200H123ZM140 201H141V199H140ZM146 201H147V200H146ZM155 201H156V200H155ZM171 201H172V200H171ZM174 201L176 202V200H174ZM178 201L180 202V200H177V202H178ZM182 201H183V200H182ZM7 202H8V201H7ZM13 202H14V201H13ZM19 202L21 203V201H19ZM27 202H28V201H27ZM27 202H25V203H27ZM31 202H32V200H31ZM43 202H44V201H43ZM52 202H53V201H52ZM52 202H51V203H52ZM65 202H66V201H65ZM76 202H77V201H76ZM78 202H77V203H78ZM81 202H82V201H81ZM144 202H145V201H144ZM144 202H142V203H144ZM204 202H205V201H204ZM211 202H212V201H211ZM3 203H4V201H3ZM3 203L1 202V204H3ZM9 203H10V199H9ZM32 203H33V202H32ZM44 203H47V202H44ZM44 203H43V204H44ZM56 203H57V205L59 204L58 202H56ZM60 203H61V202H60ZM85 203H86V202H85ZM85 203L83 202L84 205H85ZM88 203H87V204H88ZM111 203H113V201H112ZM114 203H115V202H114ZM114 203H113V204H114ZM121 203H122V205L124 206V209L122 208L123 206L121 205ZM152 203H153V200H152ZM156 203H157V202H156ZM160 203H161V201H160ZM164 203H166V202L164 201L163 204H164ZM172 203H173V201H172ZM247 203H248V202H247ZM21 204H22V203H21ZM23 204H24V203H23ZM23 204H22V205H23ZM70 204H71V203H69V205H70ZM73 204H76V203H73ZM79 204H80V203H79ZM94 204H95V203H94ZM94 204H93V206H94ZM96 204H98V203L96 202ZM99 204H100V203H99ZM101 204H102V203H101ZM101 204H100V205H97V206H100V207H102V208L104 209V206H101ZM113 204H112V205H113ZM115 204H116V203H115ZM140 204H141V203H140ZM140 204H139V205H140ZM154 204H155V203H154ZM166 204H167V203H166ZM169 204H170V203H169ZM174 204H175V203H174ZM177 204H178V203H177ZM190 204H191V203H190ZM229 204H230V203H229ZM235 204H237V203H235ZM250 204H251V203H249V206H250ZM4 205H5V203L3 204V206H4ZM9 205H10V204H9ZM11 205L13 206V203H12ZM14 205H15V204H14ZM17 205H18V204H17ZM19 205H20V204H19ZM24 205H26V204H24ZM24 205H23V206H24ZM65 205L67 206V204H65ZM81 205H82V204H81ZM103 205H104V204H103ZM108 205H107V206H108ZM112 205H110V206H112ZM131 205H132V204H131ZM131 205H130V208H131ZM133 205H134V204H133ZM170 205H171V204H170ZM175 205H176V204H175ZM194 205H195V203H194ZM223 205H224V204H223ZM263 205H264V204H263ZM5 206H6V205H5ZM5 206H4V207H5ZM15 206H16V205H15ZM54 206H55V205H54ZM71 206H72V205H71ZM75 206H76V205H75ZM86 206H87V205H86ZM110 206H109V208H110ZM120 206H121V207H120ZM140 206H141V205H140ZM142 206H143V205H142ZM149 206H151V205H149ZM149 206H148V207H149ZM154 206H155V205H154ZM159 206H160V205H159ZM171 206H172V205H171ZM176 206H178V205H176ZM176 206H175V207H176ZM184 206H185V205H184ZM231 206H232V205H231ZM231 206H230V208H231ZM233 206H235V205H233ZM8 207H11V206H8ZM49 207H50V206H49ZM49 207H48V208H49ZM134 207H135V206H134ZM134 207H133V208H134ZM138 207H139V206H138ZM138 207H137V208H138ZM151 207H152V206H151ZM157 207H158V205H157ZM185 207H186V206H185ZM223 207H225V206H223ZM5 208H6V210H4V211H8V210H7V207H5ZM44 208H45V207H44ZM44 208H41V209L44 210ZM48 208H47V209H48ZM70 208H71V207H70ZM82 208H84V206L81 207V209H82ZM86 208H87V207H86ZM86 208H85V209H86ZM90 208H91V206H90ZM98 208H99V207H98ZM102 208H101V209H102ZM125 208H126V209H125ZM130 208H129V210H130ZM137 208H136V209H137ZM153 208H154V207H153ZM155 208H156V207H155ZM155 208H154V209H155ZM164 208H165V205H164ZM171 208H173V207H171ZM176 208H177V207H176ZM178 208H179V207H178ZM188 208H189V206H188ZM218 208H220V207H218ZM236 208H237V207H236ZM236 208H235V209H236ZM240 208H241V207H240ZM255 208H256V207H255ZM255 208H254V209H255ZM262 208H263V207H262ZM18 209H19V208H18ZM35 209H36V211H39V210L37 209V207H36ZM39 209H40V208H39ZM60 209H61V208H60ZM60 209H59V210H60ZM71 209H72V208H71ZM77 209H78V208H77ZM87 209H88V208H87ZM107 209H108V208H107ZM107 209H106V211H107ZM136 209H135V210H136ZM139 209L141 210V208H139ZM150 209H151V208H150ZM150 209H149V210H150ZM154 209H152V210H154ZM158 209H159V208H158ZM160 209L163 210V208H160ZM174 209H175V208H174ZM174 209H173V210H174ZM191 209H192V208H191ZM197 209H198V208H197ZM224 209H225V208H224ZM231 209H232V208H231ZM256 209H257V208H256ZM259 209H260V207H259ZM1 210H2V208H1ZM19 210H20V209H19ZM31 210H33V209H31ZM57 210H58V209H57ZM68 210H69V209H68ZM83 210H84V209H83ZM99 210H100V208H99ZM112 210H114V211L116 212L115 209H112ZM119 210H118V211H119ZM122 210H121V211H122ZM142 210H143V209H142ZM146 210H148V209H146ZM152 210H150V212H151ZM156 210H157V209H156ZM162 210H161V211H162ZM166 210H167V209H166ZM173 210H172V211H173ZM180 210H182V209H180ZM237 210H238V209H237ZM243 210H244V209H243ZM13 211H14V208H13ZM28 211H29V210H28ZM46 211H47V210H46ZM63 211H64V210H63ZM76 211H77V210H76ZM76 211H75V212H76ZM87 211H88V210H87ZM106 211H105V212H106ZM121 211H119V212H121ZM132 211H133V210H132ZM184 211H185V210H184ZM187 211H188V210H187ZM187 211H186V212H187ZM217 211H218V209H217ZM222 211H223V210H222ZM229 211H230V210H229ZM234 211H235V210H234ZM238 211H240V210H238ZM244 211H245V210H244ZM244 211H243V212H244ZM8 212H9V211H8ZM14 212H15V211H14ZM50 212H51V210H50ZM102 212H103V211H102ZM105 212H104V214H105ZM111 212H112V211H111ZM115 212H113V213H115ZM122 212H123V211H122ZM122 212H121V213H122ZM135 212H136V211H135ZM137 212H138V211H137ZM137 212H136V213H137ZM143 212H144V210H143ZM152 212H153V211H152ZM169 212H170V211H169ZM169 212H168V213H169ZM180 212H181V211H180ZM180 212H178V213H180ZM186 212H185V213H186ZM250 212H251V211H250ZM4 213H5V212H4ZM9 213H10V212H9ZM11 213H12V212H11ZM23 213H24V212H23ZM33 213H36V212H33ZM44 213H46V212H44ZM44 213H42V214H44ZM56 213H57V212H56ZM106 213H107V212H106ZM121 213H120V214H121ZM140 213H141V212H140ZM144 213H145V212H144ZM153 213H154V212H153ZM172 213H173V212H172ZM172 213H171V214H172ZM178 213H177V214H178ZM185 213H184V214H185ZM211 213H213V212H211ZM219 213H220V212H219ZM227 213H228V212H227ZM241 213H242V211H241ZM245 213H246V212H245ZM245 213H244V214H245ZM16 214H17V213H16ZM26 214H28V213H26ZM36 214H37V213H36ZM47 214H48V213H47ZM47 214H46V215H47ZM63 214H64V213H63ZM66 214H67V213H66ZM78 214H79V213H78ZM104 214H103V215H104ZM108 214H109V213H108ZM115 214H116V213H115ZM115 214H114V215H115ZM126 214H127V212H126ZM129 214H130V213H129ZM157 214H158V213H157ZM181 214H183V213L181 212ZM229 214H230V217H231V214H232V213L230 212ZM239 214H240V213H239ZM253 214H254V213H253ZM1 215H2V214H1ZM34 215H35V214H34ZM34 215H33L32 217L35 218L36 215H35V216H34ZM46 215H45V216H46ZM52 215H53V214H52ZM64 215H65V214H64ZM103 215H102V216H103ZM130 215H131V214H130ZM132 215H133V214H132ZM141 215H142V214H141ZM165 215L168 217L167 214H165ZM28 216H29V214H28ZM40 216H41V215H40ZM45 216H44V218H45ZM58 216H60V215H58ZM89 216H90V215H89ZM94 216H95V215H93L92 217H94ZM108 216H109V215H108ZM110 216H111V214H110ZM110 216H109V217H110ZM133 216H134V215H133ZM137 216H138V215H137ZM137 216H136V218H137ZM160 216H161V215H160ZM160 216H159V217H160ZM171 216H172V215H170V217H171ZM210 216H211V215H210ZM255 216H256V215H255ZM257 216H258V215H257ZM20 217H21V216H20ZM25 217H26V216H25ZM41 217H42V216H41ZM47 217H48V216H47ZM54 217H55V216H54ZM61 217H63V216H61ZM123 217H124V216H123ZM134 217H135V216H134ZM141 217H142V216H141ZM152 217H153V216H152ZM152 217H151V218H152ZM170 217H169V218H170ZM177 217H178V216H177ZM211 217H212V216H211ZM211 217H210V218H211ZM262 217H263V216H262ZM6 218H7V216H6ZM29 218H30V217H29ZM34 218H32V219H34ZM36 218H37V217H36ZM49 218H50V216H49ZM49 218H47V219L49 220ZM57 218H59V217H57ZM70 218H71V216H70ZM74 218H75V217H74ZM102 218H104V217H102ZM102 218H101V220H102ZM113 218H114V217H113ZM124 218H125V217H124ZM146 218H147V217H146ZM151 218H150V219H151ZM169 218H168V220H169ZM171 218H172V217H171ZM171 218H170V219H171ZM218 218H219V216H218ZM226 218H227V217H226ZM2 219H3V218H2ZM7 219H8V218H7ZM50 219H51V218H50ZM54 219H55V218H54ZM54 219H53V220H54ZM59 219H60V218H59ZM77 219H78V218H77ZM92 219H93V218H92ZM92 219H91V220H92ZM105 219H107V218H105ZM157 219H158V218H157ZM162 219H163V218H162ZM174 219H175V217H174ZM189 219H190V218H189ZM223 219H224V218H223ZM236 219H237V218H236ZM247 219H249V218H247ZM30 220H31V219H30ZM37 220H38V219H37ZM48 220H47V221H48ZM74 220H75V219H74ZM101 220H99V221H101ZM114 220H116V219H114ZM114 220H113V221H114ZM171 220H172V219H171ZM175 220H176V219H175ZM28 221H29V220H28ZM31 221L34 223L35 219H34V221H33V220H31ZM45 221H46V219H45ZM49 221H50V220H49ZM81 221H83V220L81 219ZM92 221H93V220H92ZM92 221H91V222H92ZM125 221H127V219H126ZM151 221H153V220H151ZM235 221H236V220H235ZM237 221H239V219H238ZM237 221H236V223H238ZM242 221H243V220H242ZM248 221H250V220H248ZM25 222H26V221H25ZM37 222H38V221H37ZM41 222H42V221H41ZM74 222H75V221H74ZM86 222H88V221H86ZM89 222H90V221H89ZM94 222H95V221H94ZM105 222H106V221H105ZM114 222H115V221H114ZM148 222H149V221H148ZM164 222H167V220H164ZM240 222H241V220H240ZM244 222H245V224H246L247 220L245 219ZM251 222H253V224H254V221L251 220ZM27 223H28V222H27ZM43 223H44V222H43ZM52 223H53V221H52ZM52 223H51V224H52ZM77 223H78V221H77ZM82 223H83V222H82ZM112 223H113V222H112ZM120 223H122V225H123V222H120ZM153 223H154V221H153ZM156 223H158V221H157ZM226 223H227V222H226ZM236 223H235V225H236ZM258 223H259V221H258ZM46 224H47V223H46ZM60 224H61V223H60ZM79 224H81V223H79ZM99 224H100V223H99ZM104 224H105V223H104ZM104 224L102 223V225H104ZM115 224H116V223H115ZM165 224H166V223H165ZM169 224H171V222H169ZM173 224H175V223H173ZM178 224H179V223H178ZM222 224H223V223H222ZM224 224H225V223H224ZM247 224H248V222H247ZM47 225H48V224H47ZM58 225H59V224H58ZM74 225H76V224H74ZM91 225H93V227L95 226L93 222H92ZM102 225H99V226H102ZM120 225H121V224H120ZM120 225L118 224V226H120ZM122 225H121V226H122ZM149 225H150V222H149ZM171 225H172V224H171ZM242 225H243V224H241V226H242ZM249 225H250V224H249ZM52 226H53V225H52ZM78 226H79V225H78ZM82 226L84 227L83 224H82ZM86 226L88 227V224H87ZM150 226L152 227L153 224L150 225ZM158 226H159V228H160V224H159ZM158 226H157V228H158ZM165 226H166L165 228L167 229V225H165ZM239 226H240V225H239ZM239 226H238V227H239ZM241 226H240V227H241ZM243 226H244V225H243ZM251 226H252V225H251ZM55 227H56V226H55ZM93 227H92V228H93ZM96 227H97V226H96ZM223 227H224V226H223ZM223 227H222V228H223ZM233 227H235V226H233ZM240 227H239V228H240ZM245 227H246V225L244 226V228H245ZM262 227H263V226H262ZM88 228L90 229V227H88ZM92 228H91V229H92ZM109 228H110V226H109ZM148 228H149V227H148ZM162 228H163V227H162ZM165 228H164V229H165ZM225 228H226V227H225ZM239 228L236 227V230L239 229ZM242 228H243V227H242ZM242 228H241V229H242ZM254 228L256 229V228H258V227H257V226H256V227H252V229H254ZM263 228H264V227H263ZM263 228H261L260 230L262 231ZM57 229H58V228H57ZM59 229H60V227H59ZM95 229H96V228H95ZM119 229H120V228H118V230H119ZM164 229H163V230H164ZM241 229H239V230L241 231ZM246 229H247V228H246ZM246 229H245V230H246ZM252 229H250V227H249V232H245V233H248V234L251 233L250 230H252ZM255 229H254V230H255ZM87 230H88V229H87ZM93 230H94V229H93ZM111 230L113 231V229H111ZM114 230H115V227H114ZM118 230L116 229L117 232H118ZM147 230H149V229H147ZM150 230H151V229H150ZM150 230H149L148 234L151 233ZM157 230H158V229H157ZM224 230H225V229H224ZM224 230H223V231H224ZM234 230H235V229H234ZM62 231H63V230H62ZM94 231H95V230H94ZM96 231H97V229H96ZM144 231H145V230H144ZM167 231H168V230H167ZM169 231L172 232V230H169ZM173 231H174V230H173ZM225 231H226V230H225ZM257 231H259V230L257 229ZM257 231H256V232H257ZM58 232H59V231H58ZM92 232H93V231H92ZM109 232H110V229H109ZM233 232H234V231H233ZM236 232H238V235H239V233H240V235H239L240 239H239V240H241V239H242V238H241V236H242V235H241V232H239V231H235L234 233L236 234ZM252 232H253V231H252ZM254 232H255V231H254ZM8 233H9V232H8ZM95 233H96V232H94V234H95ZM110 233H111V232H110ZM156 233H157V231H156ZM166 233H167V232H166ZM242 233H243V232H242ZM102 234H103V233H102ZM118 234H119V233H118ZM146 234H147V233H146ZM180 234H181V232H180ZM180 234H179V235H180ZM225 234H226V233H225ZM235 234H234V236H235ZM252 234H253V233H252ZM260 234H263V233H260ZM109 235H110V234H109ZM109 235H108V236H109ZM158 235H159V234H158ZM166 235H167V234H166ZM181 235H182V234H181ZM238 235H237V236H238ZM245 235H246V234H245ZM102 236H104V235H101V237H102ZM113 236H114V235H113ZM118 236H119V235H118ZM139 236H140V235H139ZM143 236H144V235H143ZM146 236H147V235H146ZM151 236H152V235H151ZM164 236H165V234H164ZM249 236H250V235H249ZM261 236H262V235H261ZM98 237H99V236H98ZM168 237H169V236H168ZM170 237H171V236H170ZM221 237H222V235H221ZM231 237H232V236H231ZM231 237H230V238H231ZM138 238H139V237H138ZM161 238H162V237H161ZM166 238H167V237H166ZM166 238H165V239H166ZM232 238H233V237H232ZM234 238H235V237H234ZM250 238H252V237H250ZM250 238H249V239H250ZM116 239H117V238H116ZM116 239H115V240H116ZM122 239H123V238H122ZM150 239H151V238H150ZM150 239H149V240H150ZM173 239H174V238H173ZM178 239H179V238H178ZM178 239H177V240H178ZM117 240H118V239H117ZM160 240H161V239H159V241H160ZM177 240H176V241H177ZM243 240H244V239H243ZM259 240H260V239H258L256 242H260ZM159 241H158V242H159ZM233 241H234V240H233ZM247 241H248V239H247ZM249 241H251V240H249ZM249 241H248V242H249ZM56 242H57V241H56ZM114 242H115V241H114ZM135 242H136V241H135ZM150 242H151V241H150ZM91 243H92V242H91ZM172 243H173V242H172ZM222 243H223V242H222ZM236 243H237V242H236ZM251 243H252V241H251ZM251 243H250V244H251ZM65 244H66V243H65ZM150 244H151V243H150ZM237 244H238V243H237ZM173 245H174V244H173ZM158 246H159V245H158ZM161 246H163V245H161ZM177 246H178V245H177ZM177 246H176V248H177ZM188 246H189V245H188ZM93 247H94V246H93ZM149 247H150V246H149ZM151 247L153 248L152 245H151ZM151 247H150V249H151ZM174 247H175V246H174ZM236 247H237V246H236ZM238 247H239V246H238ZM260 247H261V245H260ZM260 247H259V249H261ZM100 248H101V247H100ZM216 248H217V247H216ZM220 248H221V247H220ZM239 248H240V247H239ZM158 249H159V248H158ZM232 249H233V248H232ZM232 249H231V250H232ZM101 250H102V249H101ZM105 250H106V249H105ZM181 250H182V249H181ZM61 251H62V250H61ZM94 251H96V249H95ZM159 251H160V249H159ZM257 251H258V250H257ZM257 251H256V252H257ZM110 252H111V251H110ZM162 252H163V251H162ZM171 252H172V251H171ZM200 252H201V251H200ZM215 252H216V251H215ZM220 252L222 253L223 251H219V253H220ZM202 253H203V252H202ZM216 253H217V252H216ZM223 253H224V252H223ZM229 253H230V251H229ZM259 253H260V252H259ZM263 253H264V252H263ZM104 254H105V253H104ZM106 254H107V253H106ZM113 254H114V253H113ZM115 254H117V253L115 252ZM190 254H191V253H190ZM231 254H233V253H231ZM152 255H153V252H152L151 256H152ZM186 255H187V256H191V255H188V254H186ZM203 255H204V254H203ZM214 255H215V254H214ZM214 255H213V256H214ZM233 255H234V254H233ZM237 255H238V254H237ZM90 257H92V255H91ZM108 257H109V256H108ZM113 257H115V256H113ZM196 257H197V256H196ZM219 257H220V256H219ZM226 257H227V256H226ZM102 258H103V257H102ZM145 258H146V257H145ZM145 258H144V259H145ZM188 258H189V257H188ZM192 258H193V257H192ZM207 258H208V257H207ZM223 258H224V256H223ZM228 258H230V257H229V254H228ZM232 258H233V257H231V261H232ZM235 258H236V254H235ZM242 258H243V257H242ZM159 259H160V258H159ZM173 259H174V258H173ZM260 259H261V258H260ZM97 260H99V259L97 258ZM197 260H198V259H197ZM199 260H200V259H199ZM204 260H205V259H204ZM210 260H211V259H210ZM224 260H225V259H224ZM224 260H222V262H223ZM236 260H237V258H236ZM87 261H88V260H87ZM120 261H121V260H120ZM141 261H142V260H141ZM191 261H192V260H191ZM228 261H229V260H228ZM231 261H229V264H230ZM238 261H239V260H238ZM247 261H248V260H247ZM252 261H253V260H251L250 262H252ZM256 261H257V260H256ZM256 261H254V264H256V263H255ZM60 262H61V261H60ZM101 262H102V261H101ZM152 262H153V261H152ZM162 262H163V261H162ZM250 262L248 261V263H250ZM257 262H258V261H257ZM259 262H260V260H259ZM263 262H264V261L262 260V263H263ZM0 263H2V262H0ZM5 263H7V261H6ZM70 263H71V262H70ZM87 263H88V262H87ZM98 263H99V262H98ZM117 263H118V262H117ZM175 263H176V262H175ZM191 263H192V262H191ZM202 263H203V262H202ZM246 263H247V262H246ZM246 263H245V264H246ZM260 263H261V262H260ZM56 264H57V263H56ZM59 264H60V263H59ZM88 264H89V263H88ZM102 264H103V263H102ZM105 264H106V263H105ZM198 264H199V263H198ZM211 264H212V263H211ZM225 264H226V263H225ZM232 264H233V263H232ZM252 264H253V263H252ZM257 264H258V263H257Z\"/></svg>","mask_w":264,"mask_h":264}]
</instances>
